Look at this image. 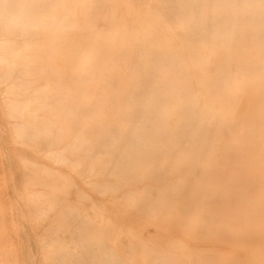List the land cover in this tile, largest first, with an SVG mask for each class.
Masks as SVG:
<instances>
[{"label":"rangeland","instance_id":"1","mask_svg":"<svg viewBox=\"0 0 264 264\" xmlns=\"http://www.w3.org/2000/svg\"><path fill=\"white\" fill-rule=\"evenodd\" d=\"M70 1L73 3V5H74V2L76 3L79 1H81V2L84 1V3H81V2L77 3V7L74 6V8H73L74 12L78 11V9H79L78 14L80 12L82 14L86 13V12L89 13V11H90V13H91V11H92V13H96V12L100 13L99 11L101 9H103L105 11V13L107 10L106 14H109L111 16L116 17V19L119 23L121 21V23L119 24V27H118L119 31H120V58L122 57L120 59V61H121L120 62V80H121L120 93L121 94H119L120 97L118 96V99H119L118 101H120L119 102L120 105L118 104V107H116V108H118V110H116V109L114 110V108L112 109V108L103 107V105H101V103L99 101V99H101V96L99 95L100 97L94 98L95 100H97V101L93 102L94 106H90L86 102L88 97L85 96L84 91L78 92V93H80L79 97L81 95V97L79 99V98H77L78 94L77 93L74 94L73 90H72V93L70 92L71 96H74L75 99H79L81 102L79 100H78L79 102H77V100H74V99H72V101L70 102L68 100L69 99L68 98V99H66L67 100V103H66L65 102L66 101L65 96L63 95L62 97H63L65 103L61 104L62 105L61 107L62 108L66 107V108H64V112L68 111V114L70 116L71 115L76 116L73 114H77V112H79L78 113L79 117L77 115L76 117H73V119H71V117L68 114H66V112L64 114H62L63 112L62 113L60 112V115L67 117L65 119H68V117H70V119L72 120V121L71 120L69 121V119H68V121L70 123H66L67 120L64 122L63 120H65V119L61 118V116H59V115H56V114H58V112L60 110H62L61 108H60V110L58 108L59 111H56L57 110L56 108L58 107V105H57V107L55 106V109H56L55 112H57V113L54 115L55 112L52 110L53 105L55 103V100L58 97H60V96H57L56 93H58V95H61V94H59L60 91L63 92V90L68 89L67 91L64 92L66 95V93H69L70 89L74 88V86H73L75 84L74 79H73L72 75L68 74V73H72L70 66L78 67L80 65H77V66H76V64L70 65V63H68V67H67L66 63H52V64L49 63L48 65H47V63H43V65L45 66V69H47L48 72H46L47 70L44 71V66H43V68L41 67L42 64H39V63L35 64L34 63V65H33L34 69L39 68L37 71H38V73L41 72L40 75L36 74L37 77H34V76H32V73L30 74V72H29V74H27L25 77H28V75H30L33 78H35L36 80L33 79L32 77L30 79V76L27 79H21L20 80V83L22 80L23 81L25 80V83L28 81L29 83L27 82V84H30L31 89H35V86L37 88L41 89L44 85L49 84L48 86H50V88L54 87L53 89L54 90L56 89L55 90L56 92L54 91V93H52L53 90L50 91L51 92L50 96H52L53 94H55L57 96V97H55V95L52 96L53 98H56L53 102V105H51L52 106L51 110L54 112V113L52 112L53 114L51 113V110H49L51 114L42 113V112L38 113V110H37V112L36 111L31 112L30 111V113L26 112L24 114L25 120L23 121V124L21 125V126H23L22 127L23 131L21 130V128H20L21 131L16 129L19 126L16 127L17 124H15L13 119L10 120L9 117H7L5 107H4L5 103H2V101L4 99H3V97L0 96V134H1L0 136H2V137H0V141L2 142V143L0 142V147H1L0 153L3 154V155H0L1 156L0 157V163H2L3 160L6 159L2 163V164H4V166H1V164H0V201H1L0 202V264H23V263L27 264V262H28V264H31V263L32 264H74V263L75 264H81V263L82 264H126V263L127 264H151L153 262H154L153 264H156V263L157 264H179V263L180 264H195V263H197V264H220L221 261H222L221 264H223V263L225 264L226 260H229V262L231 261V264H235V262H237L236 264H238L239 261H240L239 264H242V263L243 264H261V263L264 264L263 263L264 262V259H263L264 254L262 256V253H261V251L264 250V238H263L264 236H259L258 238L262 237L263 239L261 240V238H260L259 241L258 240L255 241L257 243H253L255 240L254 238L257 235H264L261 232L262 230H264L263 229L264 228V226H263L264 222L262 223V221H264V219H263L264 217L261 218L262 216H264V150H262V148L264 149V140H263L264 139L263 138L264 137V120H263V118H264V95H263L264 90L262 89V88H264V78H263L264 77L263 76L264 75V73H263L264 72V63H263L264 62V0H262V3H261V0H250L251 2L249 0H237V1L236 0H196V1L195 0H166V1L165 0H119V2H118V0H116V1L115 0H103L102 3H104V1L105 2L107 1V4H109L108 2L111 1V3L108 6H105V3H104L103 7H100L101 5H100V2H98V0H97V2H98L97 5H96V2H94L95 0H91L92 2H94V4L92 3L93 5L91 4L90 1L88 2L89 4H86L87 3L86 1H88V0H83V1L82 0H79V1L78 0L77 1L76 0L75 1L70 0ZM113 1H114V3H113ZM197 1H198V4H197ZM33 2H34V4H33ZM45 2H48V3H45ZM122 2H124V3H122ZM189 2H190V4H189ZM199 2H201L200 3V4H202L201 6H200ZM240 2H241V4H240ZM30 3L29 2L27 3V0H17L14 4V7L17 8L18 6H20V4L30 6L28 12H31L34 10L33 12L41 13L42 16H45V15H43V13H45L46 14L45 18H46V17H48L47 15L52 12L51 10H54L52 7L54 6V4L56 2H55V0H51V2L49 0L48 1L47 0H35V1L31 0ZM118 3H119V5H118ZM90 4H91V6L89 8H93L92 10L87 8L88 5H90ZM237 4H238V6H237ZM38 5H41V7ZM80 5L82 7V10H84L85 12L82 10L80 11ZM94 5L95 6L100 5V6H98L99 9L97 7H95L96 8L95 9ZM46 6H49V7H46ZM39 7L42 9L45 8V10H42ZM176 7H177V10H176ZM239 8H240V10H239ZM25 9L27 10V8H24V10ZM97 9H98V11H97ZM39 10H40V12H39ZM103 10L101 11V13H104ZM59 12H61V10ZM206 12H209V13H207L208 15L206 14ZM238 12H240V13L238 14ZM123 14H125V15H123ZM210 17H212V18H210ZM241 17H243V18H241ZM45 18L43 19V23L46 21ZM126 18H127V20H125ZM244 18L246 19V21L244 20ZM198 22H199V24H197ZM257 22L259 23V25H257L258 24ZM123 23H124V25H123ZM244 23L247 25L249 30L245 29L247 27H246V25H244ZM157 24L159 27H157V29H156ZM238 24H240V26ZM241 24H242V27H241ZM195 25H196V27H195ZM207 25H209L210 27L209 26L207 27ZM133 27H134V30H133ZM140 28H142L141 29L142 32L139 31ZM236 28L237 29L240 28V30L237 31ZM235 30L238 32L236 35H235V33H236ZM244 30H247V31L244 33L243 32ZM178 31H180V32H178ZM234 31H235V33H234ZM258 31H259V33H258ZM194 32L195 33L197 32L196 34L198 37L195 36ZM34 33H36V31ZM46 33H48V32H46ZM46 33L42 34V35L39 33L36 36H38L39 38L41 37V38L45 39L46 44L52 45L53 42H51L52 44H50V41H47ZM223 33L225 34L224 36L222 35ZM246 33H248L247 36H246ZM261 34H262V36H261L262 39H261V37L259 39V36ZM206 35H208L207 39L208 38L210 39V40L208 39L209 42L203 41L204 39H206ZM218 35H220V36H218ZM233 35L236 36V38ZM238 35H239V37H238ZM30 36H31V38L32 37L35 38V43H36L37 39L35 37V34L32 33ZM243 37H244V39H243ZM49 38L50 37H48V39ZM247 38H248V41L247 40L244 41ZM140 39L142 41H144V43ZM154 39L156 40V42ZM217 40H218V43H217ZM237 40H239V41H237ZM152 41H154L155 43ZM157 41L159 43H157ZM32 42L34 43L33 38H32ZM247 42H249V43H247ZM150 43H152V47H151ZM203 43H204V45H203ZM206 43H208V44H206ZM230 43H232V44L230 45ZM239 43L242 45H240ZM159 44H160V47H159ZM224 44H226V45H224ZM254 44H256V45H254ZM237 46H238V48H237ZM244 46L247 47L248 49L243 48ZM162 47H164V48H162ZM124 48H126V49H124ZM240 48H242L243 50ZM234 49H236V50H234ZM256 49H258V50H256ZM232 50H234L235 52ZM241 50L244 52H242V53L239 52ZM169 51H171V52H169ZM236 51H237V53H236ZM177 52H178V54H177ZM179 53L180 54L182 53V56ZM231 53L234 54V56L231 55ZM236 54H238V55L236 56ZM239 55H241V56H239ZM235 56H236V60L234 61ZM148 60H150L149 62L150 63L152 62V64L148 63ZM180 64L182 66H180ZM250 64H252V65H250ZM36 65L37 66L39 65L40 67H37ZM33 66H31V68H32V71L34 72ZM49 66H50V68H48ZM129 66H130V70H131V75L129 73L130 72ZM241 67H242V69H241ZM65 68L66 69L69 68L68 70H66L69 72L62 71V70H65ZM251 68L252 69L254 68V70L255 69L256 70L251 71L252 70ZM58 69H60V70L58 71ZM53 70H55L56 72H54ZM248 71H250V72H248ZM63 72H65L66 75H68V77L70 76V78H68L66 80L67 76ZM34 73H36V72H34ZM59 73L61 74V76L64 74L62 76V78H59V77H61ZM246 73H249V75ZM52 74H55V76L57 78L56 77L54 78L53 77L54 75H52ZM149 74H153L154 76H156V78L153 77V75H152V77L154 78L153 79L151 77V75H149ZM255 74H256V76H255ZM257 74H258V76H257ZM42 75H44V76H42ZM49 76H51V77H49ZM45 77H47V78H45ZM256 77L259 78V81L256 80ZM144 78L146 79V81ZM211 78H213V79L211 80ZM49 79H51V80H49ZM55 79L56 80L58 79L57 83H59V84L61 83L60 88L62 87L61 85L66 84L67 81L69 82V83L67 82V84H70L71 80L72 79L73 80L71 82V85L63 86V89L61 88L62 90H60L58 92L57 91L59 89L58 84H57V86L54 83L52 85V82L56 81ZM59 79L60 80L64 79V81L66 80V82L62 84V82H64V81H60ZM69 79H70V81H69ZM158 79L160 81L156 82V81H158ZM153 80H154V86H152ZM188 80H189V82H188ZM219 80H220V82H219ZM184 81L187 83V86L189 85L188 88L185 85L186 83L184 84ZM193 81L196 84H194ZM215 82H218V83H216V85L218 87L220 86L219 91H218V87L215 86ZM221 82L223 83L222 84L223 86L220 85ZM25 83H21V84L26 85ZM72 83H73V85H72ZM122 83H123V85H122ZM200 83H201V85H200ZM212 83L214 84V86L212 85ZM191 84L193 85V87H191L192 86ZM155 85L157 87H155ZM182 85H183L184 89H183ZM70 86H72V87H70ZM151 86H152V88H151ZM237 86H239V87L237 88ZM65 87H66V89H65ZM149 87H150V89H148ZM200 87H202V88L199 89ZM213 87H214V89H213ZM215 87H217V88L215 89ZM227 87H229V89ZM231 87H233V88H231ZM145 88H146V90H145ZM156 88H158V91H156ZM185 88L187 90H189L190 92L189 91L186 92ZM189 88L190 89L192 88V89L190 90ZM249 88L253 89V91L250 90ZM153 89H154V91H153ZM200 90H201V92L203 90V92L201 93ZM260 90H262V91H260ZM43 91H45V90H43V88H42V90L38 92L37 97H36L38 99L37 100L38 104L41 106L43 104L42 103L43 100H44V103L46 104L45 98L43 100H41L43 98V97H41V95L43 94ZM211 91H212V94L210 95L209 93H211ZM160 92L162 93V95H161L162 98H159V97H161ZM215 92L217 93V95H215ZM149 93H150V95L152 94V96H149ZM156 93L157 94L159 93V95H157ZM187 93H189V95ZM190 93L191 94L195 93L196 95L192 94L193 95L192 96ZM154 94L156 95L157 98H155ZM207 94H209L210 96ZM212 95H214V97L216 96V98L212 97ZM185 96L186 97L189 96L188 97L189 101L186 100ZM191 96L194 97V99H196V100H194L195 102L192 100L193 98H191ZM196 96H198V97H196ZM52 97H50L51 101H53ZM68 97H70V96H68ZM152 97H154V99H151ZM60 98H58V100H56V101L57 102L61 101ZM70 98H72V97H70ZM203 98H205V99H203ZM47 99H49V98L47 97ZM156 99H158V100H156ZM159 99H161V100H159ZM147 100H148V102H147ZM179 100H181V101H179ZM197 100H198V102H197ZM228 100H230V101H228ZM68 101H69V103H68ZM250 101H251L252 106H250ZM37 102L33 103V105L31 107H35L34 104H37ZM72 102H75L76 104L74 103V104L69 105ZM130 102L132 103V105ZM184 102L187 103V105ZM188 102H189V105H188ZM199 102H200V104H199ZM50 103H52V102H50ZM50 103H48L49 106H50ZM142 103L146 104V107L145 106L144 107H145V110H147L146 111L147 113L144 112L145 110L143 111L144 113L142 112L143 114L141 113V110L144 109L141 107V106H143ZM148 103H151V104L149 105ZM197 103H198V106H197ZM45 104H43L44 107L43 106L42 107L47 110V108L45 107L46 106ZM74 105L75 106L77 105L75 107V109H78V111H75V109H73ZM164 105H165V107H163ZM170 105H172V108L173 109L175 108V110H172L170 108ZM49 106L47 105L48 108H49ZM119 106H121V107H119ZM132 106H134V107H132ZM199 106L200 107L202 106L201 110L199 109L200 108ZM38 107L39 106H37V108L36 107L35 108L38 109ZM42 107H40L41 110H43V112H46ZM35 108H33V109L35 110ZM67 108L73 109L74 112L71 109L69 110ZM98 108H100V109H98ZM151 108H152V111H151ZM155 108H157V111ZM194 108L197 109V113H196ZM205 108L207 109L208 112L206 111ZM65 109H67V110H65ZM109 109H111V110H109ZM198 109H199V111H198ZM246 109L248 110V112ZM255 109H256V111H255ZM103 110H106V111H103ZM190 110H194V111H190ZM69 111H71L72 113ZM120 111H122V112H120ZM150 111H151V113H150ZM187 111L188 112L190 111L191 114L188 115ZM115 113H118V115L117 114L115 115ZM243 113L245 116L243 115ZM26 114L29 116H27ZM47 114H48V117L51 116L50 117L51 120H47V119H49L47 117ZM123 114H125L124 119L125 120L127 119L130 123L127 120L125 121L124 119H122ZM182 114L185 116L182 117V119L181 118L178 119L177 117L182 116ZM196 114H197V118L195 117ZM155 115H157V116H155ZM162 115H163V117H162ZM40 116H42V118H43V116H45L42 120H45L46 124L44 123V121L40 120V118H41ZM81 116L86 121H84ZM154 116H155V118H154ZM158 116H159V118H158ZM255 116L258 118L261 117V119L259 118L260 120L259 119L256 120ZM191 117H194L195 119L194 120L190 119ZM58 118H60V119H58ZM147 118H149V119H147ZM175 119H176V121H175ZM183 119L186 121H184ZM214 119H216V120H214ZM143 120L145 121L144 125H143L144 127L141 126L143 124L142 123ZM203 120H204V124L202 123ZM208 120L209 121L211 120V121L209 122ZM212 120L214 122H216V124L212 123ZM47 121H50V122L56 121L57 122V123L56 122L50 123L53 126L52 128H54V131L53 130L51 131V125L48 124ZM132 121L135 123L137 121L138 122L140 121V122L137 123L138 124V126H137V125H134ZM159 121H160V123H159ZM35 122H37V123H35ZM39 122H40V125H42L43 127L47 126V128L49 129V133H48V129L45 128V130L43 129L45 134H42L43 133V131L41 132L42 127L40 126L41 127L40 128L38 126ZM41 122H43V124ZM170 122H172L170 124V125H172V127L169 125ZM192 122H195V124L194 123L191 124ZM32 123H34V124H32ZM179 123L180 124L184 123V124H182L183 126L182 125L180 126ZM188 123L191 124L190 125L191 127H195L194 131H192L193 130L192 129L191 132H189V129L191 127L188 129V126H189ZM36 124H38V125H36ZM63 124H64V126H63ZM99 124H101V125H99ZM161 124H162V126H161L162 128L160 127ZM255 124L257 125V127ZM35 125L38 128H36ZM67 125L70 128H68ZM82 125H84V127H82ZM103 125L106 126L107 129ZM112 125H113V127H112ZM177 125H179V126H177ZM211 125L213 126V128ZM12 126L13 127L15 126V127L12 128ZM58 126H59L60 130H59ZM94 126H96V127H94ZM109 126L111 127L112 130H118L121 128L120 129L121 131L120 132H118L119 130L115 131L114 132L115 134H114L113 131L110 130ZM220 126H222V127H220ZM86 127H87V129H86ZM89 127H92V128L90 129ZM99 127L104 129V130H102V129L100 130ZM116 127L118 129H116ZM176 127H178V128L181 127V129L180 128L176 129ZM35 128L37 129V131H35L36 133H39V129H40L41 135L40 134L36 135V133H33V130H35ZM97 128H98V130H97ZM126 128H127V130H126ZM142 128H144V129H142ZM182 128L184 130L186 129L188 132H186V134L184 132H180L181 130L184 131ZM209 128H211V129H209ZM224 128H225V130H223ZM257 128H258V130H257ZM15 129H16V131L18 130V132H22V133H19L21 136V139L19 138V135L17 134L18 132H15ZM62 129H63V131H62ZM175 129L178 131V134L175 131ZM200 129H202V131H200ZM243 129H244V131H243ZM253 129H254V131H253ZM12 130H14V131H12ZM245 130H246V133L247 132H249V133L245 134ZM255 130H257V132H256L257 134L254 133V135H253L252 132H255ZM30 131H32V133ZM50 131H51V133L53 132L52 134L55 136H51L52 134L50 133ZM75 131L76 132L79 131L81 136L85 134L83 136L84 138L81 137L85 140L79 139L80 138V137H78L79 133L76 134ZM95 131L97 132V134ZM100 131H101V133H100V135H98ZM207 131H208V133H207ZM213 131L216 134L211 133ZM88 132L90 133L89 135H88ZM116 132L118 134H121L122 136L121 135L118 136V134ZM131 132H133V133L131 134ZM196 132H198V133H196ZM221 132H224V133H221ZM111 133H112V136L110 137V135H108V134H111ZM200 133H201V136L198 137L197 135L198 134L200 135ZM203 133L205 136L206 135L207 136L209 135L210 137L212 136V138H210L209 136H208L209 139L207 138L210 141L209 145H208L207 140L205 139L207 136L205 137L203 135ZM14 134H16V136L18 135V137L14 136ZM31 134H35V135H31ZM91 134L94 136H91ZM133 134H135V135L137 134L138 137L133 136ZM174 134L175 135L177 134V135L175 136ZM212 134H214V135H212ZM249 134H251V135H249ZM26 135H28V136L26 137ZM39 135L42 136V138L44 137V139H46L50 135V137L47 138L46 140H44V139L42 140L40 137L41 142L39 141V143H41V144H43L42 143V141H43L45 143V146H48V147H44L43 145L41 146L40 144H39V146H40L39 147L37 144L38 142H36V143L34 142L35 145H37V146H35L32 143V141L31 142L28 141L30 136L32 138H35L33 140L36 141V139L39 138ZM57 135H59V137H57ZM72 135H74L75 137ZM106 135H108V138L110 140L107 139V137H105ZM145 135H147V136H145ZM247 135L250 136L249 137L250 139H251V136L253 135L252 139L250 140L248 138V140H247V137H248ZM256 135L258 137L263 136L262 137L263 139L262 138H261L262 140L260 138L258 139L256 137ZM98 136H101L100 138L103 137L104 141L108 140L109 143L110 142L112 143V141L117 139V138L115 139V137H118L117 141H114L115 143L113 142L112 145L109 144L110 147H113V145H115L116 147L114 146V148H112V149L115 150V148H118V151H116V150L112 151V149H108V148H110L107 145L108 142L106 144L102 143L107 148H105V146L103 148V147H101V145H100L101 148H99L100 142L98 143V141L102 140V139H100ZM123 136H125V137H123ZM131 136H132V138H131ZM150 136L152 138H150ZM202 136L204 137L203 139H202ZM213 136H216L217 140ZM223 136L225 137V139H223L225 141V143H226V139H228V138L230 139V141H229L230 144H228V142L226 143V145H225V143H223L222 146L219 144V143L224 142L222 140ZM245 136H246V138H244ZM55 137L58 139H56ZM91 137H92V139H94V138L95 139L93 141H90V140H92ZM180 137L181 138L184 137L183 138L184 143L181 145L176 143L179 140L180 141L178 143H182L181 142L182 139ZM219 137L221 138L222 141L220 140ZM226 137H228V138H226ZM72 138H74V139H72ZM76 138L80 142L76 141L77 140ZM89 138H90V140H89ZM96 138L98 139V141H95V140H97ZM111 138H112V140H111ZM185 138H187L188 140ZM213 138H215L217 143L214 142L215 140ZM256 138L258 141H256ZM123 139L128 141V143H126L127 145L125 144V142H124L125 140L123 141ZM173 139H175L176 142ZM49 140H50V142H49ZM61 140H63V141L61 142ZM81 140L84 142H82ZM120 140H122L125 144L124 152L122 149L124 144L122 142H120ZM164 140H166V141H164ZM259 140H261L262 142H260ZM186 141H188V142H186ZM250 141H253L254 144L251 143ZM70 142H72V143H70ZM75 142L78 144L76 145ZM96 142H97V144H94V146H93L92 143H96ZM137 142H139L140 146L139 145L136 146L138 144ZM212 142H214V143H212ZM23 143H25V145ZM50 143H52L53 145H51ZM73 143H75V144L73 145ZM80 143H81V149L86 148V147L82 148V147H84V145H87L88 148H91L90 146H92V148H94V149L98 147L97 148L98 154H94L92 148L86 149V151H88L89 153L92 152L91 155L94 157V159L91 155H90V157H91L90 159H85V158H89V153H88V155H84L82 153L83 150H81L80 147H78ZM1 144H2V146H1ZM26 144H33L35 146V148H33V145L31 148L29 145L26 146ZM66 144H69V145H66ZM82 144H83V146H82ZM134 144H136L135 145L136 147L133 146ZM166 144H169V145H166ZM170 144H173V146ZM215 144H216V146L219 145L222 148L225 145L224 148L228 152H225L224 150L221 152V149L218 148L219 146L215 147L214 146ZM236 144H237V147H236ZM3 145H5V146H3ZM49 145H51L50 148H49ZM178 145H180L181 147ZM185 145H187V146H185ZM227 145L233 146L234 149L232 150V147L227 146ZM52 146H53V148H52ZM66 146H67V148H66ZM167 146H169V147H167ZM196 146H197V148H196ZM203 146H205V148L208 147V150H205ZM239 146H240L239 149L242 148V150L238 149ZM68 147L70 148L69 149L70 153L68 152L69 151ZM128 147H129V149H128ZM175 147L177 150L175 149ZM41 148H43V151L41 150ZM75 148H76V151L74 150ZM119 148L122 149V151L120 149L121 156H119L120 155ZM182 148H184V149H182ZM248 148H250V149H248ZM251 148L252 149L254 148V149L251 150ZM257 148H258V151H257ZM45 149L47 152L44 151ZM139 149H140V152H139ZM163 149H164V151H163ZM168 149H171V150H168ZM22 150H24V152H22ZM39 150H41L42 153H41V151L38 152ZM66 150H68V151H66ZM213 150L216 153L214 152L215 155H213L214 153L212 152L213 153L212 154L213 156H212L211 151H213ZM34 151H35V153H34ZM110 151L114 152L117 156ZM126 151H128V152H126ZM187 151H189V152H187ZM202 151H205L206 153H204V152L201 153ZM232 151L235 153H233ZM248 151H249V154L253 151L252 152L253 156H252V154H250V155L247 154ZM36 152L39 154H37ZM51 152L53 153V155H51V157H49L50 154H48V153H51ZM75 152H76V154H75ZM79 152H81V153H79ZM99 152H101V153L104 152V153L100 154ZM106 152L107 153L110 152L109 155H111V156H109ZM217 152L218 153L221 152L220 154L222 155V157H223V155H226V153H229V154L232 153L235 155H233V156H232V154L227 155V156H229V158L232 157V159L229 160L230 161L229 162L227 159L228 157H226V159H227L226 161H225V156H224V158H222L224 160H222L220 158L221 155L218 154ZM223 152L225 154H223ZM261 152H263V153H261ZM30 153H32V154H30ZM60 153H61V155H59ZM95 153H97V151ZM21 154H23V155H21ZM63 154L66 156V158H64L66 160L63 159ZM72 154H73V157H72ZM81 154H83V155H81ZM55 155H57V157H58V155L60 156V157H58V160H59V161H57L58 163L56 162L57 159L55 160ZM98 155L100 158L98 157ZM203 155H204V157H203ZM217 155H220V157H218ZM205 156L207 158H205ZM215 156H217L218 158ZM243 156L245 157V159ZM2 157H4V159ZM53 157H54V159H53ZM70 157H72V158H70ZM76 157H78V158H76ZM97 157H98V159H97ZM107 157H109V158H107ZM235 157L239 158V160L237 158L235 159ZM250 157H251V159H250ZM260 157H263V158L261 159ZM67 158L71 159V161L67 160ZM163 158L164 159L168 158V159L163 160ZM201 158H202V160H201ZM45 159H47V160H45ZM50 159H52V160H50ZM197 159L198 160L200 159L199 160L200 162ZM217 159H219L222 162L224 161L223 162L224 165L222 163H219V162L218 163L220 165L217 164L216 162L219 161ZM233 159H234V161L238 160L240 165L237 164L238 161H236L237 162V163L235 162L237 164V167H236V164H234L233 163L234 161H232ZM77 160H79V162ZM158 160H160V163H158L159 162ZM249 160H252L250 162V163H252V165L250 164V167L248 166L249 163H247V162H249ZM258 160H260V161H258ZM63 161H64V163H63ZM73 161H75V162H73ZM100 161H101V163H100ZM119 161L122 164H119L118 163ZM231 161H232L233 165L229 166V163H231ZM243 161L245 162V164H247L246 165L247 167L243 164L244 163ZM70 162H72L73 164ZM153 162L156 165H153L154 164ZM76 163L80 166V169H77L78 165H76ZM79 163L80 164L82 163V164L80 165ZM83 163L85 165H83ZM113 163L114 164L116 163V165H114ZM241 163H242V165H241ZM70 164L73 165L74 170H73V167L70 166ZM74 165H76V166H74ZM118 165H119V167H117ZM215 165H217V166H215ZM238 165L244 166L243 167L244 169L243 168L240 169ZM32 166H34V167H32ZM84 166L87 168L84 169L83 168ZM110 166H113V168ZM157 166H158V169H157ZM225 166H227V167H225ZM231 166H233V168ZM91 167H92V169H91ZM103 167H104V169H103ZM182 167H183V170H185V169L186 170L185 171L181 170ZM217 167L219 169H217ZM223 167H225V169ZM228 167H230V168H228ZM235 168L238 169V171H239V169L244 170V171L246 169H248V170L251 169V170H249L250 172L248 173V175H247V171H245V172L242 171V172H244V174H242V177H243V175H245V173H246V175L244 176V178H241V174L239 175V172L234 170ZM6 169H8V170H6ZM101 169H102V172H104V173L101 172ZM161 169H164V170L162 171ZM222 169H224L225 172ZM230 169H233V170H231V173H230ZM40 170L42 172L44 170H46V171H44V172H46V174L45 173H43V174L48 175V176L42 175V172ZM76 170H78V171H76ZM47 171H48V173H47ZM111 171H112V173H111ZM50 172L51 173L54 172V173L51 174ZM98 172H100V173H98ZM5 173L7 175H9V177L7 176V178H6ZM39 173H41V174H39ZM240 173H241V171H240ZM3 174H4V176H3ZM37 174H38V176H37ZM158 174H159V176H161V175L162 176L158 177ZM215 174H216V176H215ZM249 174L252 175L251 176L252 179L251 178L248 179V177H247V179H248L247 181L250 180L249 182H251V183H249V184L251 185V187L253 185L252 190L256 194V195L253 194L252 195L253 197H251V194H250V196L248 195L249 197H251V199H249L248 197L246 198V195H247L246 191L248 193H251L248 191L250 189V185L248 183H247L248 185L246 184L247 181H244L245 184H242L243 182L240 183L243 185V187L245 186L244 189H243V187L240 188L239 183L237 184V182H240L239 181L240 179H237V178H239V176L241 179H246L245 177L249 176ZM11 175H13V176H11ZM94 175H96V176H94ZM97 175H98V177H97ZM102 175H103V177H102ZM1 176H3L4 178H2ZM62 176H64V178H66V182ZM105 176H107L108 179ZM155 176H157V177H155ZM224 176H225V178H224ZM254 176H257V177L255 178ZM39 177H41V178H39ZM57 177H58V180H57ZM117 177H118V179H117ZM137 177H139L140 179ZM24 178H26V179H24ZM55 178L58 182L55 180ZM253 178H255V179H253ZM41 179H42V181H40ZM45 179H47V180H45ZM50 179L53 182L48 181ZM172 179H174V180H172ZM256 179H257V182H255ZM9 180H10V182H9ZM35 180H37L39 183H36L35 186L33 185V187L35 188V189H33L32 187H30V185H31V183L34 184ZM85 180H87V181H85ZM159 180L161 181V183L159 182ZM175 180H177V182ZM43 181L44 182L46 181V183H44ZM62 181H64V182H62ZM220 181H221L222 186L220 184ZM241 181H243V180H241ZM158 182H159V184H158ZM6 183H7V186H6ZM43 183L45 184V186L43 185V187H42ZM176 183L178 184L177 187H176ZM255 183H257V184H255ZM4 184H5V186H3ZM28 184H30V185H28ZM40 184H41L40 188L44 189L43 191H42V189H40L38 187V186H40ZM226 184L230 185V186L228 187ZM92 185H93V187H92ZM7 187H9V188H7ZM98 187H99V189H98ZM222 187L225 189L221 190ZM254 187H255V189L257 188L256 189L257 191H255ZM29 188H31V189L29 190ZM211 188H213V189H211ZM2 189H3V191H2ZM9 189H11V190L8 191ZM176 189H179V190H176ZM238 189H240L241 191ZM45 190H48L49 192L45 191ZM70 190H71V192H70ZM11 191H13V194L16 196H14ZM39 191L42 192L41 193V194H43L42 196L38 195ZM81 191H82V193H81ZM110 191H111V193H110ZM184 191L187 193H185ZM23 192H25V193H23ZM45 192H48V195ZM178 192H179V194H178ZM207 192H208V195H207ZM230 192L234 193V194L233 195L227 194L225 197L224 194L230 193ZM236 192H238V193H236ZM242 192L244 193V195H242L243 194ZM146 194H148V195H146ZM156 194H158L159 196ZM238 194L242 195V197L240 199L238 198L239 197ZM36 195L38 196V198ZM54 195H56V196H54ZM70 195H72V196H70ZM200 195H201V197H200ZM237 195H238V197H236ZM7 196L9 198V200H8ZM40 196H41V198H40ZM57 196H59V197H57ZM155 196H157L159 199ZM219 196H220V198H221V196H222V198L224 196V198H226V199H224V198L220 199ZM227 196H228L229 200L231 199V198H229V196L230 197L232 196V198L235 196L237 198L236 200H234V203L232 204L233 206L236 205L235 208L232 206L234 210L237 209L236 211H233L232 207H231V203H232L234 198L231 199V201L226 202L228 200ZM10 197L14 198L15 202H14V199H11ZM154 197L156 199H154ZM35 199L38 201H35ZM150 199H152L151 200L152 203H151ZM206 199H207V201H206ZM208 199H209V201H208ZM210 199L213 201H211ZM241 199H242V202L240 201ZM50 200H52V201H50ZM81 200H84V201H82L83 203L81 202ZM87 200H89V201H87ZM201 200H202V202H201ZM237 200H238V203H240V202L241 203L237 204ZM224 201H225V203H224ZM215 202H217L218 204H216ZM57 203H59V204H57ZM189 203H190V205H189ZM10 205H11V207H10ZM14 205H16V206H14ZM35 205H37L36 206L37 208L35 207ZM61 205H62V207H61ZM165 205H167V206H165ZM200 205H202V206H200ZM229 205H230V207H228ZM237 206H239L238 208L240 209V211H239L240 213L237 212L238 211ZM74 207H75V209H74ZM201 207H202V209H201ZM258 207H260L259 212H257ZM18 208H21L22 211L20 212V209H18ZM31 208H32V210H31ZM56 208H57V210H55ZM91 208H93V209H91ZM221 208H223V209H221ZM228 208L231 209L232 214L229 212ZM13 209L17 210V212ZM53 209H54V213H53ZM224 209L228 210L229 215H234L233 212H235L234 216L238 215L236 218H238L237 220H239V221L233 220V222L235 221L237 223V222L242 221V224H243L244 223L243 221L245 220L244 217H246V216H248L247 217L248 219L251 217L249 219V222L255 221L256 220L255 217H258V219H257L258 222L255 221L254 224L251 225L247 221V218H246V220H245L246 223H244V224H247V223L250 224V225L247 224L248 225L247 230H246V225L241 226V223H237L240 225L239 226L236 224L237 226H239V227H237V230H238V228H244L249 233V235H248L247 232L244 231V229H240V230H242V232L240 233L241 234V236H240V234L238 233L239 230L233 231V228H235L236 226L233 225V228H231L233 222H231L230 219L231 218L235 219V217L234 216L229 217V215L226 214L228 212ZM10 210H12V212ZM253 210L256 214H253L254 213ZM13 211L15 212V216H13L14 215ZM223 211L225 212L224 214L226 217L223 216L224 215V214H222ZM247 211H248V213H251V215L247 214ZM260 211H263L262 215H259ZM18 212H19L18 215H21L23 212L22 215L25 217L24 218L23 216H21L25 219V220L23 219L24 220V221H22L23 223L21 222L22 218L17 215ZM34 212H36V213H34ZM69 212H71V213L69 214ZM29 214H31V215H29ZM37 214H39V215H37ZM91 214H93L92 215L93 218L91 217ZM16 215L18 217H16ZM252 215L254 216L255 220H252V217H253ZM55 216H56V219H55ZM37 218L39 220H37ZM66 218H67V220H66ZM205 218H207V219H205ZM225 218L230 220V221H228V220L226 221ZM11 219L14 222L16 220H18V221H16L15 223L14 222L11 223ZM46 219H48V220H46ZM260 219L262 221H260ZM206 221H207V223H206ZM18 222L20 223L18 225V227L20 229L19 228L17 229ZM40 222H41V225H40ZM24 223H26V224H24ZM77 223H78V225H77ZM255 224H257L260 228H262V230L260 228L258 229L259 232L262 234H260L259 232H258V234H256L255 230L258 228V226L256 227ZM12 225H13V227H12ZM15 225H16V227H15ZM250 226H252L251 227L252 229H255V228L256 229L253 230V232H251V228H249ZM199 227H201V228H199ZM205 227H207L206 230H204ZM219 227H221V229L223 228V230H221ZM26 228H28V229L30 228L29 231H28V229L26 230ZM54 228H55V230H54ZM64 228H65V230H64ZM69 228H71V229H69ZM217 228H219V229H217ZM248 228H249V230H248ZM67 229L71 230V232L67 231ZM201 229L204 231H202ZM207 229H208V231H207ZM15 230L18 232H15ZM213 230H214V232H213ZM195 231H198V232H195ZM67 233H70V234H67ZM206 233H207V235H206ZM251 233L256 234V235L252 238L250 236ZM28 234H30V236ZM66 234H67V236H66ZM196 234H198V236H196ZM201 234H203V235H201ZM213 234H214V236H212ZM227 234L230 237H228ZM242 234H245V235H243V237L245 236V238H247L249 236L247 238L249 241H250V237H251L253 239V241H251V242L253 244H255V246H252L253 244H251L250 249H251V247H252V249L247 250V252H246L244 247H246V249H248V246L251 242H249V244H247L248 241H246V239H244L245 243L247 244V246H246V244L243 242L244 240L240 241V239L243 238ZM246 234L248 235L247 237H246ZM78 235H80V236H78ZM225 236H226V238H225ZM238 237H241V238H238ZM65 238L67 241L65 240V241L61 242V240L65 239ZM227 238L229 241L227 240ZM17 239H18V241H17ZM22 239H23V241L20 242L19 240H22ZM45 239H47L46 242L45 241L43 242V240H45ZM115 239H117V240H115ZM224 239H225V244L223 243ZM32 240L34 241V243ZM120 240H122V241H120ZM220 240H221V243H220ZM39 241H41V242H39ZM23 242H24V244H23ZM75 242H76V244H75ZM122 242L124 245L122 244ZM39 243H40V245L42 244V246H40ZM159 243H160V245H159ZM44 244H45V246H44ZM60 244L62 245L61 247H60ZM222 244L225 246H223ZM20 245H22V247ZM63 245H65L66 252L68 251L67 253L65 252V249L63 250V248H65V247H63ZM229 245H230V247H228ZM236 245H237V247H235ZM257 247H259V248H257ZM52 248L55 252L52 250ZM19 249L24 254L20 253ZM47 249H49V251ZM180 251H182V252H180ZM49 252L51 254L50 255L51 257L48 256ZM57 252H59V253H57ZM253 252L255 254H252ZM56 254H59V255H56ZM61 254H63V257L61 256ZM82 254H85V255H82ZM203 254H205V255H203ZM251 254L255 255V257L254 258H253V256L250 257L249 255H251ZM23 255H27L28 257L27 256L23 257ZM53 255H55L56 261H58L59 263L56 262L55 260L54 261L56 263L53 261V259H55ZM215 255H216V257H214ZM244 255H245V257H244ZM36 256L38 259L35 258ZM201 256H204L203 258H206L207 256L208 257L206 258V260H202L203 258H201ZM229 256H231V258ZM198 257L200 258L202 263L199 261V259H197ZM209 257H211L210 258L211 260L209 259ZM47 258H50V259H47ZM254 259H256V260H254ZM36 260L38 262H36ZM197 260H198V262H197ZM30 261H32V262H30ZM108 261H110V263ZM203 261H206L207 263H203Z\"/></svg>","mask_w":264,"mask_h":264},{"label":"bare ground","instance_id":"2","mask_svg":"<svg viewBox=\"0 0 264 264\" xmlns=\"http://www.w3.org/2000/svg\"><path fill=\"white\" fill-rule=\"evenodd\" d=\"M17 0H0V96L1 97H3V101H2V103H5L4 104V107H5V111H6V115H7V117H9V119L10 120H12L13 119V121L15 122V124H17V126L16 127H18V128H16V129H18L19 131H21L22 130V127L23 126H21L22 124H23V121L25 120V113L26 112H29L30 113V111L31 112H33V111H36L37 112V110H38V113L40 112H42V113H48V114H51L53 111L55 112V110L56 111H59L60 110V108L63 110H60L59 112H58V114H56L57 112H53L54 113V115L56 114V115H59V116H61V118H63V119H65V118H67V117H64V116H62V115H60V112L62 113V114H64L65 112H66V114H68V111H65L64 112V108H66V107H64V108H62L61 106V104H64L65 102L67 103V100L66 99H68L70 102L72 101V99H74V100H77V102H79L80 100V97H81V95H80V97H79V94L80 93H78V92H80V91H84V93H85V96L86 97H88V99H87V103H88V105H90V106H94V101H97V100H95L94 98H97V97H100L101 96V99H99V101H100V103H101V105H103V107H106V108H114V110L116 109V110H118V108H116V107H118V104L120 105V101H118L119 99H118V96H119V94H121L120 93V90H121V80H120V59L122 58H120V31H119V24L121 23V21H120V23L117 21V19H116V17H114V16H111V15H109V14H106L107 13V10H106V13H105V11L103 10V9H101L99 12L100 13H92V11H91V13H90V11H89V13L88 12H86V13H79L78 14V11H79V9H78V11H76V12H74V10H73V8H74V6L75 7H77V3H79V2H81V1H79V2H74V5H73V3L70 1V0H55V4H54V6L52 7L54 10H51L52 12L50 13V14H48L47 16L48 17H46L45 18V16H46V14L45 13H43V15H45V16H42V14L41 13H36V12H33V11H31V12H28V10H29V8H30V6H26V5H21L20 4V6H18L17 8H15L14 7V4H15V2H16ZM35 1V0H34ZM48 1V0H47ZM50 2H51V0H49ZM73 1H75V0H73ZM77 1V0H76ZM83 1V0H82ZM91 2V4L93 3L94 4V2H96V5H97V3L98 2H100V5H98V6H100V7H103V5H104V3H105V6H108L110 3H111V1L110 2H108L109 4H107V1L105 2L104 1V3H102V1L103 0H98V2H97V0H95L94 2H92L91 0H88V1H86L87 3L86 4H89L88 2ZM116 1V0H115ZM166 1V0H165ZM196 1V0H195ZM237 1V0H236ZM250 1V0H249ZM30 3L31 2V0L29 1V0H27V3ZM41 2V1H40ZM118 2H119V0H118ZM121 2V1H120ZM192 2V1H191ZM210 2V1H209ZM251 2V1H250ZM39 3V2H38ZM45 3H48V2H45ZM54 3V2H53ZM81 3H84V1L83 2H81ZM113 3H114V1H113ZM112 3V4H113ZM116 3V2H115ZM122 3H124V2H122ZM121 3V4H122ZM188 3V2H187ZM201 2H199V4H200ZM237 3V2H236ZM261 3H262V0H261ZM31 4V3H30ZM33 4H34V2H33ZM50 4V3H49ZM91 4L90 5H88V9H90V10H92L93 8H89L90 6H91ZM92 4V5H93ZM107 4V5H106ZM189 4H190V2H189ZM197 4H198V1H197ZM240 4H241V2H240ZM32 5V4H31ZM45 5V4H44ZM118 5H119V3H118ZM123 5V4H122ZM121 5V6H122ZM202 4H200V6H201ZM36 6V5H35ZM38 6H40L41 7V5H38ZM98 6H95L94 5V8L95 7H97L98 9H99V7ZM199 6V7H200ZM237 6H238V4H237ZM39 7V8H40ZM46 7H49V6H46ZM86 7V6H85ZM84 7V8H85ZM93 7V6H92ZM114 7V6H113ZM152 7V6H151ZM24 8H27V10L25 11L24 10ZM35 8V7H34ZM121 8V7H120ZM136 8V7H135ZM153 8V7H152ZM238 8V7H237ZM40 9H42V8H40ZM47 9V8H46ZM96 9V8H95ZM98 9H97V11H98ZM114 9V8H113ZM248 9V8H247ZM42 10H45V8L44 9H42ZM41 10V11H42ZM61 10V12H59ZM82 10V7H81V5H80V11ZM104 11V13H101V11ZM110 10V9H109ZM175 10V9H174ZM176 10H177V7H176ZM195 10V9H194ZM239 10H240V8H239ZM263 10V9H262ZM82 11H84V10H82ZM111 11V10H110ZM126 11V10H125ZM192 11V10H191ZM249 11V10H248ZM33 12V13H32ZM38 12V11H37ZM39 12H40V10H39ZM85 12V11H84ZM177 13V12H176ZM207 13H209V12H206V14ZM240 12H238V14H239ZM130 14V13H129ZM123 15H125V14H123ZM122 15V16H123ZM132 15V14H131ZM208 15V14H207ZM246 15V14H245ZM190 16V15H189ZM241 16V15H240ZM45 18V22L43 23V19ZM121 17V16H120ZM134 17V16H133ZM249 17V16H248ZM258 17V16H257ZM137 18V17H136ZM183 18V17H182ZM187 18V17H186ZM210 18H212V17H210ZM209 18V19H210ZM241 18H243V17H241ZM184 19V18H183ZM119 20V19H118ZM125 20H127V18L125 19ZM187 20V19H186ZM244 20L246 21V19L244 18ZM123 22V21H122ZM128 22V21H127ZM239 22V21H238ZM261 22V21H260ZM258 23V22H257ZM128 24V23H127ZM197 24H199V22L197 23ZM252 24V23H251ZM255 24V23H254ZM123 25H124V23H123ZM239 26H240V24H238ZM244 25H246L245 23H244ZM257 25H259V23L257 24ZM209 25H207V27H208ZM123 27V26H122ZM157 27H159L158 26V24H157V26H156V29H157ZM195 27H196V25H195ZM210 27V26H209ZM241 27H242V24H241ZM246 27H247V25H246ZM261 27V26H260ZM126 28V27H125ZM153 28V27H152ZM245 28V27H244ZM251 28V27H250ZM142 28H140V30L139 31H141L142 32V30H141ZM200 29V28H199ZM237 29V28H236ZM245 29H247V30H249V28L247 27V28H245ZM133 30H134V27H133ZM196 30V29H195ZM238 30H240V28L239 29H237V31ZM243 30V29H242ZM247 30H244L243 32L245 33ZM261 30V29H260ZM36 31V33H34ZM177 31V30H176ZM199 31V30H198ZM203 31V30H202ZM220 31V30H219ZM236 31V30H235ZM235 31H234V33H235ZM236 31V33H235V35L238 33ZM46 32H48V33H46ZM123 32V31H122ZM125 32V31H124ZM178 32H180V31H178ZM200 32V31H199ZM198 32V33H199ZM209 32V31H208ZM224 32V31H223ZM261 32V31H260ZM35 34V37H36V39H37V41H36V43H35V38L34 37H32L33 38V41H34V43L32 42V38H31V34ZM45 34L46 33V39H47V41H50V44H52L51 42H53V44L52 45H48V44H46L45 43V39H43V38H39L38 36H36V35H38V34ZM189 33V32H188ZM195 33V32H194ZM197 33V32H196ZM195 33V36H197V34ZM205 33V32H204ZM258 33H259V31H258ZM262 33V32H261ZM48 34V35H47ZM123 34V33H122ZM247 34L248 33H246V36H247ZM257 34V33H256ZM199 35V34H198ZM209 35V34H208ZM208 35H206V39H207V36ZM223 36L225 35L224 33L222 34ZM221 35V36H222ZM228 35V34H227ZM50 37L49 39H48V37ZM218 36H220V35H218ZM222 36V37H223ZM234 36V35H233ZM241 36V35H240ZM243 36V35H242ZM245 36V35H244ZM257 36V35H256ZM262 36V34L259 36V39H260V37ZM154 37V36H153ZM198 37V36H197ZM221 37V38H222ZM226 37V36H225ZM235 38H236V36H234ZM238 37H239V35H238ZM149 38V37H148ZM155 38V37H154ZM196 38V37H195ZM213 38V37H212ZM215 38V37H214ZM153 39V38H152ZM202 39V38H201ZM206 39H204L203 41L204 42H207L208 41V39L206 40ZM243 39H244V37H243ZM258 39V38H257ZM261 39H262V37H261ZM141 40V39H140ZM155 40V39H154ZM206 40V41H205ZM210 40V39H209ZM225 40V39H224ZM227 40V39H226ZM248 41V38L247 39H245L244 41ZM46 41V42H47ZM142 41V40H141ZM140 41V42H141ZM148 41V40H147ZM223 41V40H222ZM236 41V40H235ZM237 41H239V40H237ZM243 41V42H244ZM143 43H144V41H142ZM151 42V41H150ZM152 42H154V41H152ZM155 42H156V40H155ZM154 42V43H155ZM209 42V41H208ZM211 42V41H210ZM49 43V42H48ZM122 43V42H121ZM146 43V42H145ZM157 43H159L158 41H157ZM212 43V42H211ZM217 43H218V40H217ZM247 43H249V42H247ZM246 43V44H247ZM151 44V47H152V43H150ZM206 44H208V43H206ZM232 43H230V45H231ZM240 44V43H239ZM238 44V45H239ZM257 44V43H256ZM256 44H254V45H256ZM146 45V44H145ZM203 45H204V43H203ZM224 45H226V44H224ZM235 45V44H234ZM240 45H242V44H240ZM159 47H160V44H159ZM162 48H164V47H162ZM237 48H238V46H237ZM243 48H247V47H243ZM124 49H126V48H124ZM152 49V48H151ZM212 49V48H211ZM240 49H242V48H240ZM248 49V48H247ZM174 50V49H173ZM234 50H236V49H234ZM234 50H232V51H234ZM243 50V49H242ZM239 51V52H244V51ZM256 50H258V49H256ZM238 51V50H237ZM237 51H236V53H237ZM169 52H171V51H169ZM180 52V51H179ZM235 52V51H234ZM35 53V54H34ZM183 53V52H182ZM182 53L180 54L181 56H182ZM177 54H178V52H177ZM247 54V53H246ZM179 55V56H180ZM231 55H233L234 56V54H232L231 53ZM238 54H236V56H237ZM243 55V54H242ZM143 56V55H142ZM177 56V55H176ZM232 56V57H233ZM236 56H235V59H234V61L236 60ZM239 56H241V55H239ZM238 56V57H239ZM253 57V56H252ZM251 57V58H252ZM177 58V57H176ZM215 58V57H214ZM245 58V57H244ZM156 59V58H155ZM168 59V58H167ZM262 59V58H261ZM138 60V59H137ZM184 60V59H183ZM249 60V59H248ZM150 60H148V63H150L149 62ZM173 61V60H172ZM203 61V60H202ZM163 62V61H162ZM185 62V61H184ZM201 62V61H200ZM242 62V61H241ZM252 62V61H251ZM254 62V61H253ZM258 62V61H257ZM34 63L35 64H37V63H39V64H42V68H43V63H47V65L49 64V63H66L67 64V67H68V63H70V65H75L76 64V66L77 65H80V66H78V67H73V66H70V69H71V71H72V73H68V74H71L72 75V77H73V79H74V82H75V84L73 85V83H72V85L74 86V88H72V89H70V91H69V93H66V95H65V91H67V90H63V92L62 91H60V90H62L63 89V86H68V85H71V82H72V80H71V82H70V84H67V82H66V80L68 79V78H70V76L68 77V75H66V73L65 72H63V73H65V75L67 76V78H66V80L64 81V79L63 80H60V81H64V82H62V84L63 83H65L66 82V84H64V85H61L62 87V89L60 88V84L59 83H57L58 82V79L56 80V81H54V82H52V85H53V83L57 86V84H58V87H59V89L57 90L58 92L60 91V93L59 94H61V95H58V93H56L57 94V96H60V97H58V98H60V100L61 101H56V100H58V98L56 99V98H53L52 96L53 95H55V94H53L52 96H50L51 95V90H53L52 91V93H54V91L56 90H54L52 87L50 88V86H48L47 84L46 85H44L42 88H43V90H45V91H43V94L41 95V97H43L41 100H43L44 98L46 99V104L44 103V100H43V104H45L46 106V108H47V110L45 109V108H43L44 107V105L42 104V106L41 105H39L38 104V102H37V94H38V92L39 91H41L42 90V88L41 89H39V88H37L36 86H35V89H31L30 88V84H27V82L25 83V80L22 82L21 81V83H25L26 85H22L21 83H20V80L21 79H27V78H29V76L30 75H28V77H25L27 74H29V72H30V74L32 73V76H34V77H37L36 76V74H38V75H40V73L41 72H39L38 73V69L39 68H37V67H40L39 65L36 67L37 69H34ZM168 63V62H167ZM166 63V64H167ZM204 63V62H203ZM202 63V64H203ZM260 63V62H259ZM264 63V62H263ZM150 64H152V62L150 63ZM169 64V63H168ZM167 64V65H168ZM62 65V64H61ZM126 65V64H125ZM131 65V64H130ZM245 65V64H244ZM250 65H252V64H250ZM31 66H33V70H34V72H36V73H34L33 71H32V68H31ZM151 66V65H150ZM180 66H182L181 64H180ZM263 66V65H262ZM53 67V66H52ZM125 67V66H124ZM127 67V66H126ZM152 67V66H151ZM156 67V66H155ZM188 67V66H187ZM245 67V66H244ZM250 67V66H249ZM48 68H50V66L48 67ZM262 68V67H261ZM69 68H65V70H62V71H66V70H68ZM241 69H242V67H241ZM244 69V68H243ZM252 69V68H251ZM263 69V68H262ZM41 70V69H40ZM43 70V69H42ZM47 69H45V66H44V71H46ZM60 69H58V71H59ZM127 70V69H126ZM188 70V69H187ZM256 70V69H255ZM254 70V68L251 70V71H255ZM258 70V69H257ZM54 72H56L55 70H53ZM70 71V72H71ZM128 71V70H127ZM129 73H130V75H131V70H130V66H129ZM152 71V70H151ZM168 71V70H167ZM245 71V70H244ZM247 71V70H246ZM46 72H48V70L46 71ZM61 72V71H60ZM66 72H69V71H66ZM248 72H250V71H248ZM144 73V72H143ZM215 73V72H214ZM264 73V72H263ZM34 74V75H33ZM60 74V73H59ZM124 74V73H123ZM146 74V73H145ZM193 74V73H192ZM246 74H248L249 75V73H246ZM260 74V73H259ZM51 75V74H50ZM52 75H54L53 77L55 78L56 76H55V74H52ZM64 75V74H63ZM62 75V76H63ZM126 75V74H125ZM149 75H151V77H152V75L153 74H149ZM156 75V74H155ZM245 75V74H244ZM32 76H30V79H31V77ZM42 76H44V75H42ZM60 76H61V74H60ZM62 76L61 77H59V78H62ZM255 76H256V74H255ZM257 76H258V74H257ZM264 76V75H263ZM48 77V76H47ZM47 77H45V78H47ZM49 77H51V76H49ZM65 77V76H64ZM63 77V78H64ZM153 77H155L156 78V76H154L153 75ZM152 77V78H153ZM260 77V76H259ZM33 78V77H32ZM43 78V77H42ZM57 78V77H56ZM186 78V77H185ZM264 78V77H263ZM33 79H35V78H33ZM145 79V78H144ZM154 79V78H153ZM178 79V78H177ZM180 79V78H179ZM187 79V78H186ZM213 78H211V80H212ZM36 80V79H35ZM49 80H51V79H49ZM210 80V81H211ZM217 80V79H216ZM256 80H258L259 81V78H257L256 77ZM69 81H70V79H69ZM145 81H146V79H145ZM149 81V80H148ZM160 80L158 79V81H156V82H159ZM56 82V83H55ZM188 82H189V80H188ZM192 82V81H191ZM190 82V83H191ZM194 82V81H193ZM219 82H220V80H219ZM261 82V81H260ZM29 83V82H28ZM69 83V82H68ZM186 82L184 81V84H185ZM189 83V84H190ZM216 83H218V82H215V86H217L216 85ZM262 83V82H261ZM147 84V83H146ZM152 84V83H151ZM194 84H196L195 82H194ZM206 84V83H205ZM209 84V83H208ZM223 83L221 82L220 83V85H222ZM122 85H123V83H122ZM186 86H187V83L185 84ZM184 85V86H185ZM192 85V84H191ZM200 85H201V83H200ZM212 85L214 86V84L212 83ZM152 86H154V80H153V85ZM152 86H151V88H152ZM189 86V85H188ZM188 86H187V88H188ZM196 86V85H195ZM208 86V85H207ZM210 86V85H209ZM223 86V85H222ZM70 87H72V86H70ZM135 87V86H134ZM139 87V86H138ZM155 87H157L156 85H155ZM182 87H183V85H182ZM191 87H193V85L191 86ZM218 87V86H217ZM217 87H215V89L217 88ZM220 87V86H219ZM219 87H218V91H219ZM239 86H237V88H238ZM129 88V87H128ZM159 88V87H158ZM158 88H156V91H158ZM202 87H200L199 89H201ZM228 89H229V87H227ZM231 88H233V87H231ZM65 89H66V87H65ZM127 89V88H126ZM132 89V88H131ZM148 89H150V87L148 88ZM183 89H184V87H183ZM186 89V88H185ZM190 89V88H189ZM192 89V88H191ZM190 89V90H191ZM208 89V88H207ZM210 89V88H209ZM213 89H214V87H213ZM235 89V88H234ZM250 90H252L253 91V89H251V88H249ZM248 89V90H249ZM263 90H264V88H262ZM39 90V91H38ZM72 90H73V93L74 94H78V96H77V98H79V99H75V97L74 96H71V93H72ZM145 90H146V88H145ZM221 90V89H220ZM151 91V90H150ZM153 91H154V89H153ZM189 90H187L186 89V92H188ZM260 91H262V90H260ZM56 92V91H55ZM71 92V93H70ZM130 92V91H129ZM133 92V91H132ZM148 92V91H147ZM146 92V93H147ZM190 92V91H189ZM194 92V91H193ZM200 92H201V90H200ZM202 92H203V90H202ZM201 92V93H202ZM206 92V91H205ZM210 92V91H209ZM131 93V92H130ZM185 93V92H184ZM196 93V92H195ZM195 93H192V94H195ZM214 93V92H213ZM48 94V95H47ZM136 94V93H135ZM157 94V93H156ZM178 94V93H177ZM188 95H189V93H187ZM191 94V93H190ZM191 94V95H192ZM198 94V93H197ZM210 95L212 94V91H211V93H209ZM209 94H207V95H209ZM259 94V93H258ZM65 96V102H64V99H63V97L62 96ZM73 95V94H72ZM100 95V96H99ZM138 95V94H137ZM155 95V94H154ZM153 95V96H154ZM157 95H159V93L157 94ZM162 95V93L160 92V96ZM183 95V94H182ZM196 95V94H195ZM209 95V96H210ZM215 95H217V93L215 92ZM264 95V94H263ZM49 98V99H47V97ZM56 95H55V97H57ZM67 96V97H66ZM68 96H70V97H72V98H70V97H68ZM149 96H152V94L150 95V93H149ZM193 96V95H192ZM191 96V98H193L192 100L194 101V100H196V99H194V97H192ZM50 97H52V100L53 101H51L50 99ZM74 97V98H73ZM120 97V96H119ZM146 97V96H145ZM186 97V96H185ZM189 97V96H188ZM188 97H186V100L187 101H189V99H188ZM196 97H198V96H196ZM195 97V98H196ZM212 97H214V95H212ZM133 98V97H132ZM150 98V97H149ZM155 98H157L156 97V95H155ZM159 98H162V96L161 97H159ZM214 98H216V96L214 97ZM229 98V97H228ZM56 99V100H55ZM71 99V100H70ZM146 99V98H145ZM151 99H154V97H152ZM198 99V98H197ZM203 99H205V98H203ZM210 99V98H209ZM208 99V100H209ZM2 100V99H1ZM50 100V101H49ZM54 100H55V103H54V105H53V102H54ZM63 100V101H62ZM79 100V101H78ZM149 100V99H148ZM148 100H147V102H148ZM156 100H158V99H156ZM159 100H161V99H159ZM200 100V99H199ZM202 100V99H201ZM69 101H68V103H69ZM125 101V100H124ZM145 101V100H144ZM179 101H181V100H179ZM228 101H230V100H228ZM19 102V103H18ZM37 102V104H34V106L37 108V106H39L38 107V109H36L35 107H31L32 105H33V103H36ZM50 102H52V103H50ZM57 102V103H56ZM76 102V101H75ZM75 102H72V103H70L69 105H71V104H74ZM81 102V101H80ZM195 102V101H194ZM197 102H198V100H197ZM210 102V101H209ZM224 102V101H223ZM48 103H50V106H49V104ZM129 103V102H128ZM131 103V102H130ZM177 103V102H176ZM185 103V102H184ZM76 104V103H75ZM143 104V106H141L142 108H144L143 110H141V113L145 110V107H146V104L145 103H142ZM145 104V105H144ZM149 105L151 104V103H148ZM160 104V103H159ZM158 104V105H159ZM186 105H187V103H185ZM193 104V103H192ZM199 104H200V102H199ZM256 104V103H255ZM254 104V105H255ZM47 105L49 106V108L47 107ZM51 105H53V109H52V106ZM57 105H58V107H57ZM60 105V106H59ZM131 105H132V103H131ZM188 105H189V102H188ZM195 105V104H194ZM253 105V106H254ZM55 106L57 107L56 109H55ZM77 106V105H76ZM75 105H74V108L73 109H75V107H76ZM80 106V105H79ZM78 106V107H79ZM100 106V105H99ZM145 106V107H144ZM157 106V105H156ZM160 106V105H159ZM169 106V105H168ZM197 106H198V103H197ZM216 106V105H215ZM248 106V105H247ZM250 106H252L251 105V101H250ZM256 106V105H255ZM40 107H42L46 112H43V110H41V108ZM51 107V108H50ZM72 107V106H71ZM102 107V108H103ZM119 107H121V106H119ZM132 107H134V106H132ZM158 107V106H157ZM163 107H165V105L163 106ZM196 107V106H195ZM200 107V106H199ZM202 107V106H201ZM201 107L199 108L200 110H201ZM33 108H35V110L33 109ZM58 108H59V110H58ZM80 108V107H79ZM94 108V107H93ZM101 108V109H102ZM124 108V107H123ZM122 108V109H123ZM150 108V107H149ZM160 108V107H159ZM170 108L172 109V110H175V108L173 109L172 108V105H170ZM212 108V107H211ZM256 108V107H255ZM53 111H52V110ZM67 109H69V108H67ZM67 109H65V110H67ZM71 109V108H70ZM69 109V110H70ZM73 109H71L72 111H73ZM81 109V108H80ZM97 109V108H96ZM98 109H100V108H98ZM125 109V108H124ZM148 109V108H147ZM156 109V111H157V108H155ZM191 109V108H190ZM195 109V111H196V113H197V109L196 108H194ZM199 109H198V111H199ZM206 109V108H205ZM215 109V108H214ZM248 109V108H247ZM246 109V110H247ZM49 110H51V113H50V111ZM109 110H111V109H109ZM113 110V111H114ZM121 110V109H120ZM150 110V109H149ZM148 110V111H149ZM159 110V109H158ZM171 110V111H172ZM49 111V112H48ZM75 111H78V109H75ZM82 111V110H81ZM80 111V112H81ZM98 111V110H97ZM103 111H106V110H103ZM112 111V112H113ZM147 110H145L144 112H146ZM151 111H152V108H151ZM151 111H150V113H151ZM190 111H194V110H190ZM190 111L188 112V115L189 114H191L190 113ZM206 111H207V109H206ZM255 111H256V109H255ZM69 112H71V111H69ZM74 112V111H73ZM120 112H122V111H120ZM143 112V113H144ZM177 112V111H176ZM208 112V111H207ZM247 112H248V110H247ZM28 113V114H29ZM52 113V114H53ZM72 113V112H71ZM76 113V112H75ZM78 113L79 112H77V114H73V115H78ZM104 113V112H103ZM106 113V112H105ZM142 113V114H143ZM147 113V112H146ZM153 113V112H152ZM158 113V112H157ZM48 114H47V117H48ZM118 115V113H115V115ZM195 114V113H194ZM204 114V113H203ZM256 114V113H255ZM254 114V115H255ZM27 115V114H26ZM45 115V114H44ZM69 115V114H68ZM67 115V116H68ZM113 115V114H112ZM124 115L125 114H123V118L122 119H124ZM141 115V114H140ZM152 115V114H151ZM243 115H244V113H243ZM257 115V114H256ZM27 116H29V115H27ZM70 116V115H69ZM76 116H70L71 117V119H73V117H76ZM85 116V115H84ZM122 116V115H121ZM139 116V115H138ZM153 116V115H152ZM155 116H157V115H155ZM155 116H154V118H155ZM176 116V115H175ZM185 115H183L182 114V116H178L177 118L179 119V118H181L182 119V117H184ZM245 116V115H244ZM24 117V118H23ZM31 117V116H30ZM41 118H40V120H42L45 116H43V118H42V116H40ZM51 117V116H50ZM50 117H48L49 119H47V120H51L50 119ZM53 117V116H52ZM70 117H68V119H69V121L71 120L70 119ZM78 117H79V115H78ZM82 117V116H81ZM142 117V116H141ZM162 117H163V115H162ZM196 118H197V114H196V116H195ZM210 117V116H209ZM208 117V118H209ZM212 117V116H211ZM256 117V116H255ZM85 118V117H84ZM152 118V117H151ZM158 118H159V116H158ZM260 119H261V117H259ZM258 117H256V120L257 119H259ZM27 119V118H26ZM39 119V118H38ZM58 119H60V118H58ZM62 119V120H63ZM68 119H65V120H63L64 122L67 120V122L66 123H70L69 121H68ZM81 119V118H80ZM82 119H83V117H82ZM146 119V118H145ZM147 119H149V118H147ZM190 119H195L194 117H191ZM202 119V118H201ZM210 119V118H209ZM217 119V118H216ZM216 119H214V120H216ZM255 119V118H254ZM259 119V120H260ZM37 120V119H36ZM53 120V119H52ZM84 120V119H83ZM125 120V119H124ZM127 120V119H126ZM125 120V121H126ZM140 120V119H139ZM152 120V119H151ZM159 120V119H158ZM184 120V119H183ZM263 120H264V118H263ZM42 121H44V123L46 124V121L45 120H42ZM72 121V120H71ZM84 121H86V120H84ZM128 121V120H127ZM148 121V120H147ZM175 121H176V119H175ZM179 121V120H178ZM181 121V120H180ZM184 121H186V120H184ZM206 121V120H205ZM209 121V120H208ZM211 121V120H210ZM209 121V122H210ZM33 122V121H32ZM48 122V124H50V123H55L54 121H52V122H50V121H47ZM61 122V121H60ZM63 122V123H64ZM80 122V121H79ZM121 122V121H120ZM129 122V121H128ZM133 122V121H132ZM131 122V123H132ZM140 122V121H139ZM138 121L135 123V122H133V124L134 125H137L138 126V124L137 123H139ZM144 120H143V124L141 125V126H143L144 125ZM201 122V121H200ZM220 122V121H219ZM6 123V122H5ZM35 123H37V122H35ZM42 124H43V122H41ZM57 123V122H56ZM81 123V122H80ZM84 123V122H83ZM82 123V124H83ZM130 123V122H129ZM151 123V122H150ZM159 123H160V121H159ZM162 123V122H161ZM172 122H170L169 123V125L171 124ZM181 123V122H180ZM179 123V125L181 126L182 124H184V123H182V124H180ZM195 124V122H192L191 124ZM203 124H204V120H203V122H202ZM207 123V122H206ZM205 123V124H206ZM212 123H214V124H216V122H214L213 120H212ZM7 124V123H6ZM32 124H34V123H32ZM39 124V125H38ZM38 124H36V125H38L42 130H41V132L43 131V133L42 134H45L44 133V130H45V128H47V126L45 127H43L42 125H40V122L38 123ZM62 124V123H61ZM85 124V123H84ZM88 124V123H87ZM106 124V123H105ZM116 124V123H115ZM121 124V123H120ZM132 124V125H133ZM190 123H188V129L191 127L190 125H191ZM222 124V123H221ZM36 125H35V127H36ZM51 125V124H50ZM72 125V124H71ZM99 125H101V124H99ZM107 125V124H106ZM126 125V124H125ZM157 125V124H156ZM179 125H177V126H179ZM224 125V124H223ZM222 125V126H223ZM256 125V124H255ZM14 126V127H15ZM63 126H64V124H63ZM68 126V125H67ZM86 126V125H85ZM104 126V125H103ZM115 126V125H114ZM162 126V124L160 125V127ZM171 127H172V125H170ZM176 126V125H175ZM183 126V125H182ZM212 126V125H211ZM222 126H220V127H222ZM13 126H12V128H14ZM53 126L51 125V131L53 130L54 131V128H52ZM73 127V126H72ZM71 127V128H72ZM82 127H84V125H82ZM94 127H96V126H94ZM102 127V126H101ZM105 128H106V126H104ZM110 127V126H109ZM112 127H113V125H112ZM144 127V126H143ZM159 127V128H160ZM185 127V126H184ZM183 127V128H184ZM204 127V126H203ZM256 127H257V125H256ZM255 127V128H256ZM20 128H21V130H20ZM36 128H38V127H36ZM35 128V130H33V133H36L35 131H37V129ZM58 128H59V126H58ZM68 128H70L69 126H68ZM90 129L92 128V127H89ZM88 128V129H89ZM129 128V127H128ZM134 128V127H133ZM146 128V127H145ZM152 128V127H151ZM162 128V127H161ZM180 129H181V127H179ZM178 127H176V129H179ZM182 128V129H183ZM212 128H213V126H212ZM247 128V127H246ZM16 129H15V132H18V130L16 131ZM44 129V130H43ZM48 129V128H47ZM74 129V128H73ZM86 129H87V127H86ZM99 129L101 130L102 128H100L99 127ZM107 129V128H106ZM114 129V128H113ZM116 129H118L117 127H116ZM121 129V128H120ZM120 129H118V130H112L111 129V127H110V130L111 131H113V133L115 132V131H118V132H120L121 130ZM125 129V128H124ZM135 129V128H134ZM142 129H144V128H142ZM172 129V128H171ZM175 129V131L177 132V134H178V131ZM193 129V130H192ZM209 129H211V128H209ZM208 129V130H209ZM216 129V128H215ZM58 130V129H57ZM59 130H60V128H59ZM96 130V129H95ZM97 130H98V128H97ZM96 130V131H97ZM102 130H104V129H102ZM126 130H127V128H126ZM147 130V129H146ZM145 130V131H146ZM151 130V129H150ZM184 130V129H183ZM191 130L192 131H194L195 130V127H191L190 129H189V132H191ZM205 130V129H204ZM223 130H225V128L223 129ZM257 130H258V128H257ZM257 130H255V132H252L253 133V135H254V133H256L257 132ZM262 130V129H261ZM12 131H14V130H12ZM23 131V130H22ZM27 131V130H26ZM51 131H50V133H51ZM62 131H63V129H62ZM72 131V130H71ZM95 131V132H96ZM110 131V132H111ZM136 131V130H135ZM200 131H202V129H200ZM199 131V132H200ZM206 131V130H205ZM210 131V130H209ZM215 131V130H214ZM211 132V133H214V134H216L215 132ZM243 131H244V129H243ZM253 131H254V129H253ZM31 133H32V131H30ZM58 132V131H57ZM61 132V131H60ZM68 132V131H67ZM76 132V131H75ZM81 132V131H80ZM84 132V131H83ZM94 132V133H95ZM108 132V131H107ZM180 132H184L185 134H186V132H188L186 129L184 130V131H180ZM179 132V133H180ZM19 133H22V132H18L17 134L19 135V138L21 139V136H20V134ZM48 133H49V129H48ZM53 133V132H52ZM51 133V134H52ZM72 133V132H71ZM79 133V131L78 132H76V134H78ZM92 133V132H91ZM93 133V134H94ZM100 133H101V131L99 132V134L98 135H100ZM109 133V132H108ZM117 133V132H116ZM122 133V132H121ZM133 132H131V134H132ZM170 133V132H169ZM196 133H198V132H196ZM205 133V132H204ZM204 133H203V135H204ZM207 133H208V131H207ZM210 133V134H211ZM221 133H224V132H221ZM220 133V134H221ZM247 133H249V132H247ZM246 133V130H245V134H247ZM251 133V132H250ZM24 134V133H23ZM22 134V135H23ZM26 134V133H25ZM30 134V133H29ZM37 134H40L41 135V133H40V129H39V133H36V135ZM50 134V135H51ZM59 134V133H58ZM61 134V133H60ZM69 134V133H68ZM75 134V133H74ZM90 133L88 132V135H89ZM96 134H97V132H96ZM95 134V135H96ZM115 134V133H114ZM118 134V133H117ZM116 134V135H117ZM130 134V135H131ZM143 134V133H142ZM176 134V135H177ZM188 134V133H187ZM214 134H212V135H214ZM244 134V135H245ZM257 134V133H256ZM1 135V134H0ZM3 135V134H2ZM18 135L16 136V134H14V136H16V137H18ZM31 135H35V134H31ZM39 135V138L38 139H36V141H34L33 139H35V138H32L31 136V138L29 137V139H28V141L29 142H31L32 141V143L35 145V143L36 142H38L37 144H38V146H39V144L42 146H44V147H48V146H45V143L42 141V143L43 144H41V143H39V141H40V137H41V139L43 140L44 139V137L42 138V136H40ZM50 135L47 137V138H49L50 137ZM70 135V134H69ZM85 135V134H84ZM84 135H80V133L78 134V137H80L79 139H83L84 137ZM87 135V134H86ZM108 135H110V137L112 136V133L111 134H108ZM108 135H106L105 137H107V139H109L108 138ZM119 135H121V134H118V136ZM129 135V136H130ZM175 135V134H174ZM175 135V136H176ZM190 135V134H189ZM249 135H251V134H249ZM249 135H247L248 137H247V140H248V138L250 137ZM253 135L251 136V139H252V137H253ZM24 136V135H23ZM28 135H26V137H27ZM51 136H55V135H51ZM63 136V135H62ZM72 136H74V135H72ZM71 136V137H72ZM91 136H94V135H92L91 134ZM102 136V135H101ZM101 136H98L99 138L101 137ZM122 136V135H121ZM120 136V137H121ZM133 136H137V134L135 135V134H133ZM145 136H147V135H145ZM149 136V135H148ZM162 136V135H161ZM173 136V135H172ZM198 137H200L201 136V133H200V135L198 134L197 135ZM205 136V135H204ZM207 136V135H206ZM205 136V137H206ZM209 136V135H208ZM208 136L205 138L206 140H207V142H208V145H209V138H208ZM0 137H2V136H0ZM57 137H59V135H57ZM61 137V136H60ZM75 137V136H74ZM77 137V138H78ZM81 137H83V138H81ZM89 137V136H88ZM96 137V136H95ZM123 137H125V136H123ZM138 137V136H137ZM163 137V136H162ZM210 137V136H209ZM213 137H215L216 138V140H217V137L216 136H213ZM255 137V136H254ZM256 137L259 139H261L262 137H258L257 135H256ZM23 138V137H22ZM46 138V139H47ZM56 138V137H55ZM76 138V139H77ZM113 138V137H112ZM112 138H111V140H112ZM118 139V137H115V139ZM131 138H132V136H131ZM148 138V137H147ZM150 138H152L151 136H150ZM175 138V137H174ZM181 138V137H180ZM184 137H182L181 139H182V143H178L179 141H177L176 142V140L175 139H173V140H175V142L177 143V144H183L184 142H183V139ZM204 137L202 136V139H203ZM208 138V139H207ZM210 138H212V136L210 137ZM215 138H213L214 140H215ZM220 138V137H219ZM226 138H228V137H226ZM244 138H246V136L244 137ZM257 138H256V141H258L257 140ZM264 138V137H263ZM262 138V139H263ZM46 139H44V140H46ZM56 139H58V138H56ZM62 139V138H61ZM72 139H74V138H72ZM75 139V140H76ZM88 139V138H87ZM91 139H92V137H91ZM95 139V138H94ZM94 139H92V140H90V138H89V140L90 141H93ZM97 139V138H96ZM100 139H102V140H99L98 141V139L97 140H95V141H98V143H99V148H101V147H103L104 148V146L105 145H103L104 143L106 144L107 142H108V140H105L104 141V138L102 137V138H100ZM117 139L116 140H114V141H117ZM127 139V138H126ZM185 139H187V138H185ZM199 139V138H198ZM201 139V140H202ZM223 139H225V137L223 136V138H222V140ZM250 139V138H249ZM250 139V140H251ZM261 139V140H262ZM2 140V139H1ZM19 140V139H18ZM23 140V139H22ZM52 140V139H51ZM83 140H85V139H83ZM110 140V139H109ZM125 139H123V141H124ZM152 140V139H151ZM188 140V139H187ZM214 141V142H216L217 143V141ZM220 140H221V138H220ZM221 140V141H222ZM239 140V139H238ZM261 140H259L260 142H262ZM264 140V139H263ZM3 141V140H2ZM27 141V142H28ZM54 141V140H53ZM57 141V140H56ZM63 140H61V142H62ZM76 141H79L78 139L76 140ZM82 141V140H81ZM88 141V140H87ZM114 141H112V143L114 142ZM119 141V140H118ZM122 140H120V142H122L123 144H124V142H125V144L126 143H128V141L127 140H125L124 142H123ZM127 141V142H126ZM133 141V140H132ZM164 141H166V140H164ZM195 141V140H194ZM224 141V140H223ZM229 141H230V139L228 138V139H226V143L228 142V144H230L229 143ZM254 141V140H253ZM253 141H250L251 143H253L254 144V142ZM255 141V142H256ZM1 142V141H0ZM35 142V143H34ZM41 142V141H40ZM49 142H50V140H49ZM60 142V143H61ZM80 142V141H79ZM82 142H84V141H82ZM135 142V141H134ZM186 142H188V141H186ZM214 142H212V143H214ZM219 142V141H218ZM2 143V142H1ZM69 143V142H68ZM70 143H72V142H70ZM76 143V142H75ZM75 143H73V145L75 144ZM90 143V142H89ZM103 143V144H102ZM112 143L110 142H108L107 143V145L109 146V144H111L112 145ZM115 143V142H114ZM117 143V142H116ZM138 144L136 145V144H134L133 146H138L139 145V142H137ZM165 143V142H164ZM171 143V142H170ZM173 143V142H172ZM206 143V142H205ZM223 143H225V141L224 142H222V143H219L221 146H222V144ZM226 143H225V145H226ZM240 143V142H239ZM238 143V144H239ZM257 143V142H256ZM24 145H25V143H23ZM33 144H26V146L27 145H29L31 148H32V145ZM51 145H53L52 143H50ZM78 143H76V145H77ZM84 144V143H83ZM83 144H82V146H83ZM91 144V143H90ZM89 144V145H90ZM93 144V146H94V144H97V142L96 143H92ZM118 144V143H117ZM125 144L123 145V147H122V149H123V152H124V146H125ZM211 144V143H210ZM233 144V143H232ZM6 145V144H5ZM5 145H3V146H5ZM33 145V148H35V146H37V145H35L34 146ZM51 145H49V148L51 147ZM66 145H69V144H66ZM71 145V144H70ZM100 145H101V147H100ZM120 145V144H119ZM122 145V144H121ZM127 145V144H126ZM166 145H169V144H166ZM170 145H172L173 146V144H170ZM180 145H178V146H180ZM218 145V144H217ZM225 145L223 146V148L222 147H220L219 145V147L218 146H216V144L214 145L215 147H218V148H220L221 149V152L224 150L225 152H228L227 150H225ZM241 145V144H240ZM1 146H2V144H1ZM114 146L115 145H113V147H110V148H108V149H112V148H114ZM118 146V145H117ZM135 146V147H136ZM140 146V145H139ZM177 146V145H176ZM183 146V145H182ZM185 146H187V145H185ZM213 146V147H214ZM227 146H230V147H232V150L234 149V147L233 146H231V145H227ZM242 146V145H241ZM40 147V146H39ZM78 147H80V149H81V143L79 144V146ZM77 147V148H78ZM86 147V148H85ZM91 148H92V146H90ZM96 147V146H95ZM116 147V146H115ZM119 147V146H118ZM167 147H169V146H167ZM181 147V146H180ZM184 147V146H183ZM202 147V146H201ZM204 147V149L205 150H208V147H206L205 148V146H203ZM214 147V148H215ZM236 147H237V144H236ZM256 147V146H255ZM52 148H53V146H52ZM66 148H67V146H66ZM72 148V147H71ZM82 148H85V149H81V150H83V154L84 155H88V151H86V149H91V148H88L87 147V145H84V147H82ZM98 148V147H97ZM97 148H92L93 149V152H94V154H98V150H97ZM105 148H107L106 146H105ZM195 148V147H194ZM196 148H197V146H196ZM228 148V147H227ZM240 148V146L238 147V149ZM259 148V147H258ZM258 148H257V151H258ZM0 149H1V147H0ZM70 148L68 147V150H69ZM79 149V150H80ZM120 149L121 148H119V153H120ZM122 149H121V151H122ZM128 149H129V147H128ZM135 149V148H134ZM145 149V148H144ZM172 149V148H171ZM171 149H168V150H171ZM175 149H176V147H175ZM182 149H184V148H182ZM203 149V150H204ZM216 149V148H215ZM229 149V148H228ZM248 149H250V148H248ZM254 149V148H253ZM252 148H251V150H253ZM28 150V149H27ZM26 150V151H27ZM41 150L43 151V148H41ZM41 150H39L38 152H40ZM51 150V149H50ZM68 150H66V151H68ZM75 151H76V148L74 149ZM80 150V151H81ZM103 150V149H102ZM107 150V149H106ZM114 149H112V151H113ZM115 150L116 151H118V148H115ZM114 150V151H115ZM137 150V149H136ZM143 150V149H142ZM177 150V149H176ZM186 150V149H185ZM211 150V149H210ZM230 150V149H229ZM239 150H242V148L241 149H239ZM260 150V149H259ZM262 150H264L263 148H262ZM33 151V150H32ZM42 151H41V153H42ZM44 151H46V149L44 150ZM55 151V150H54ZM59 151V150H58ZM85 151V152H84ZM97 151V153H95ZM112 151H110V152H112ZM129 151V150H128ZM128 151H126V152H128ZM134 151V150H133ZM163 151H164V149H163ZM1 152V151H0ZM22 152H24V150H22ZM47 152V151H46ZM63 152V151H62ZM69 153H70V150L68 151ZM67 152V153H68ZM87 152V153H86ZM108 152V151H107ZM106 152V153H107ZM109 152V153H110ZM125 152V153H126ZM132 152V151H131ZM136 152V151H135ZM139 152H140V149H139ZM176 152V151H175ZM187 152H189V151H187ZM206 153L205 151H202L201 153ZM215 152L214 150L213 151H211V155L213 154V153ZM219 152V151H218ZM217 152V153H218ZM220 152V153H221ZM233 152V151H232ZM245 152V151H244ZM253 152V151H252ZM250 153V154H252V156H253V153ZM34 153H35V151H34ZM37 153V152H36ZM40 153V154H41ZM52 153V152H51ZM51 153H48V154H50V156L49 157H51V155H53V153L51 154ZM58 153V152H57ZM68 153V154H69ZM73 153V152H72ZM79 153H81V152H79ZM86 153V154H85ZM100 154H103V153H101V152H99ZM109 153H107L108 155H109ZM112 153H114V152H112ZM161 153V152H160ZM186 153V152H185ZM216 153V152H215ZM215 153L213 154V155H215ZM220 153H218V154H220ZM233 153H235V152H233ZM261 153H263V152H261ZM30 154H32V153H30ZM37 154H39V153H37ZM55 154V153H54ZM75 154H76V152H75ZM83 154H81V155H83ZM92 154V152H90L89 153V158H85V159H90L91 157H90V155ZM115 154V153H114ZM223 154H225L224 152H223ZM230 154H232V153H230ZM229 153H226V155H223V157H222V155H221V157H220V155H217L218 157H220L221 159L222 158H224V156H225V161L228 159V161L229 160H231L232 159V157H230L229 158V156H227V155H230ZM247 154H249V151H248V153ZM249 154V155H250ZM260 154V153H259ZM0 155H3V154H1L0 153ZM5 155V154H4ZM21 155H23V154H21ZM59 155H61V153L59 154ZM58 155V157H60ZM79 155V154H78ZM116 155V154H115ZM114 155V156H115ZM147 155V154H146ZM176 155V154H175ZM212 155V156H213ZM233 155H235V154H232V156ZM263 155V154H262ZM7 156V155H6ZM46 156V155H45ZM71 156V155H70ZM80 156V155H79ZM92 156V155H91ZM109 156H111V155H109ZM117 156V155H116ZM119 156H121V153H120V155ZM123 156V155H122ZM217 156H215V157H217ZM261 156V155H260ZM1 157V156H0ZM20 157V156H19ZM57 157V155H55V160H56V162L57 161H59L58 160V157ZM72 157H73V154H72ZM72 157H70V158H72ZM93 157V156H92ZM98 157H99V155H98ZM98 157H97V159H98ZM134 157V156H133ZM200 157V156H199ZM203 157H204V155H203ZM202 157V158H203ZM217 157V158H218ZM226 157H228L227 159H226ZM244 157V156H243ZM3 159H4V157H2ZM1 158V159H2ZM47 158V157H46ZM64 158H66V156L63 154V159ZM75 158V157H74ZM76 158H78V157H76ZM100 158V157H99ZM105 158V157H104ZM107 158H109V157H107ZM111 158V157H110ZM115 158V157H114ZM202 158H201V160H202ZM205 158H207L206 156H205ZM237 157H235V159H236ZM261 159L263 158V157H260ZM2 159V160H3ZM53 159H54V157H53ZM93 159H94V157H93ZM119 159V158H118ZM121 159V158H120ZM166 159V158H165ZM164 158H163V160H165ZM168 159V158H167ZM166 159V160H167ZM204 159V158H203ZM238 160H239V158H237ZM241 159V158H240ZM244 159H245V157H244ZM250 159H251V157H250ZM6 160V159H5ZM5 160H3V162L5 161ZM45 160H47V159H45ZM50 160H52V159H50ZM64 160H66V159H64ZM67 160H70L71 161V159H68L67 158ZM101 160V159H100ZM117 160V159H116ZM122 160V159H121ZM198 160V159H197ZM200 160V159H199ZM198 160V161H199ZM205 160V159H204ZM217 160H219V159H217ZM222 160H224V159H222ZM238 160H236V161H238ZM61 161V160H60ZM78 162H79V160H77ZM82 161V160H81ZM88 161V160H87ZM107 161V160H106ZM114 161V160H113ZM153 161V160H152ZM159 162L158 163H160V160H158ZM162 161V160H161ZM232 161H234V159L232 160ZM232 161H231V163H229V166L230 165H233V163L234 164H236L237 162L236 161H234L233 163H232ZM246 161V160H245ZM252 160H249V162H247V163H249V167H250V164L252 165V163H250ZM257 161V160H256ZM258 161H260V160H258ZM2 162V161H1ZM2 162V163H3ZM24 162V161H23ZM67 162V161H66ZM65 162V163H66ZM69 162V161H68ZM73 162H75V161H73ZM117 162V161H116ZM168 162V161H167ZM200 162V161H199ZM222 163L223 164V162L222 161H217L216 163L217 164H219V163ZM236 162V163H235ZM244 162V161H243ZM2 163H0L1 164V166H4V164H2ZM26 163V162H25ZM58 163V162H57ZM63 163H64V161H63ZM62 163V164H63ZM70 163H72V162H70ZM100 163H101V161H100ZM106 163V162H105ZM119 164H122V163H120V161L118 162ZM117 163V164H118ZM154 163V162H153ZM157 163V162H156ZM171 163V162H170ZM203 163V162H202ZM226 163V162H225ZM45 164V163H44ZM68 164V163H67ZM73 164V163H72ZM72 164H70V166L71 167H73V165ZM75 164V163H74ZM80 164V163H79ZM82 164V163H81ZM80 164V165H81ZM114 164V163H113ZM201 164V163H200ZM237 164H239V161H238V163ZM237 164H236V167H237ZM245 166L247 165V164H245V162L243 163ZM255 164V163H254ZM32 165V164H31ZM76 165H78L77 163H76ZM76 165H74V166H76ZM83 165H85L84 163H83ZM82 165V166H83ZM103 165V164H102ZM109 165V164H108ZM111 165V164H110ZM114 165H116V163L114 164ZM113 165V166H114ZM126 165V164H125ZM149 165V164H148ZM147 165V166H148ZM153 165H156L155 163L153 164ZM161 165V164H160ZM179 165V164H178ZM220 165V164H219ZM224 165V164H223ZM240 165V164H239ZM238 165V166H239ZM241 165H242V163H241ZM113 166H110V167H112L113 168ZM162 166V165H161ZM167 166V165H166ZM165 166V167H166ZM215 166H217V165H215ZM7 167V166H6ZM32 167H34V166H32ZM79 167V168H78ZM78 167H77V169H80V166L78 165ZM90 167V166H89ZM88 167V168H89ZM93 167V166H92ZM92 167H91V169H92ZM117 167H119V165L117 166ZM151 167V166H150ZM169 167V166H168ZM225 167H227V166H225ZM225 167H223L224 169H225ZM232 168H233V166H231ZM235 167V166H234ZM244 166H239V168L240 169H242ZM247 167V166H246ZM248 167V168H249ZM252 167V166H251ZM8 168V167H7ZM30 168V167H29ZM84 169L85 168H87V167H83ZM106 168V167H105ZM153 168V167H152ZM199 168V167H198ZM212 168V167H211ZM228 168H230V167H228ZM90 169V168H89ZM94 169V168H93ZM103 169H104V167H103ZM118 169V168H117ZM157 169H158V166H157ZM156 169V170H157ZM165 169V168H164ZM164 169H161L162 171L164 170ZM167 169V168H166ZM169 169V168H168ZM217 169H219L218 167H217ZM224 169H222V170H224ZM239 169V171H238V169H234L235 171H238L239 172V175L241 174V178H244V176L246 175V173H245V175H243V177H242V174H244V172L245 171H247V175H248V173L250 172L249 170H251V169H246L245 171L244 170H240ZM244 169V168H243ZM3 170V169H2ZM1 170V171H2ZM6 170H8V169H6ZM14 170V169H13ZM43 170V169H42ZM66 170V169H65ZM73 170H74V167H73ZM72 170V171H73ZM88 170V169H87ZM111 170V169H110ZM147 170V169H146ZM181 170H183V167H182V169ZM186 170V169H185ZM185 170H183V171H185ZM193 170V169H192ZM231 170H233V169H230V173H231ZM4 171V170H3ZM36 171V170H35ZM41 171V170H40ZM44 171H46V170H44ZM42 172V175H44V176H48V175H45L46 174V172ZM50 171V170H49ZM76 171H78V170H76ZM160 171V170H159ZM168 171V170H167ZM227 171V170H226ZM229 171V170H228ZM240 171H241V173H240ZM242 171H244V172H242ZM12 172V171H11ZM82 172V171H81ZM86 172V171H85ZM101 172H102V169H101ZM115 172V171H114ZM119 172V171H118ZM157 172V171H156ZM165 172V171H164ZM224 172H225V170H224ZM4 173V172H3ZM9 173V172H8ZM43 173H45V174H43ZM47 173H48V171H47ZM51 173V172H50ZM52 173H54V172H52ZM51 173V174H52ZM98 173H100V172H98ZM102 173H104V172H102ZM110 173V172H109ZM111 173H112V171H111ZM161 173V172H160ZM228 173V172H227ZM6 174V173H5ZM39 174H41V173H39ZM86 174V173H85ZM90 174V173H89ZM108 174V173H107ZM163 174V173H162ZM195 174V173H194ZM35 175V174H34ZM54 175V174H53ZM56 175V174H55ZM112 175V174H111ZM149 175V174H148ZM161 175V174H160ZM221 175V174H220ZM254 175V174H253ZM256 175V174H255ZM260 175V174H259ZM3 176H4V174H3ZM3 176H1L2 178H4ZM7 176L9 177V175H7L6 174V178H7ZM11 176H13V175H11ZM37 176H38V174H37ZM77 176V175H76ZM94 176H96V175H94ZM108 176V175H107ZM107 176H105V177H107ZM110 176V175H109ZM162 176V175H161ZM161 176H159V174H158V177H161ZM215 176H216V174H215ZM222 176V175H221ZM252 175H250L249 174V176H246L245 178L246 179H241L240 178V176H239V178H237V179H240L239 181L240 182H237V184L239 183H242V184H245L244 183V181H247L248 179H252V177H251ZM42 177V176H41ZM41 177H39V178H41ZM56 177V176H55ZM59 177V176H58ZM58 177H57V180H58ZM63 178H64V176H62ZM82 177V176H81ZM97 177H98V175H97ZM102 177H103V175H102ZM155 177H157V176H155ZM194 177V176H193ZM223 177V176H222ZM247 177H248V179H247ZM255 178L257 177V176H254ZM48 178V177H47ZM100 178V177H99ZM116 178V177H115ZM137 178H139V177H137ZM224 178H225V176H224ZM255 178H253V179H255ZM24 179H26V178H24ZM38 179V178H37ZM49 179V178H48ZM81 179V178H80ZM105 179V178H104ZM107 179H108V177H107ZM117 179H118V177H117ZM121 179V178H120ZM140 179V178H139ZM159 179V178H158ZM231 179V178H230ZM261 179V178H260ZM8 180V179H7ZM13 180V179H12ZM33 180V179H32ZM45 180H47V179H45ZM55 180H56V178H55ZM56 180V181H57ZM64 180H65V182H66V178H64ZM93 180V179H92ZM114 180V179H113ZM172 180H174V179H172ZM224 180V179H223ZM226 180V179H225ZM241 180H243V181H241ZM37 180H35L34 182V184L33 183H31V185L30 184H28V185H30V187H32L33 189H35L34 187H33V185L35 186V184L36 183H39L38 181L36 182ZM40 181H42V179L40 180ZM48 181H52L51 179L50 180H48ZM85 181H87V180H85ZM98 181V180H97ZM112 181V180H111ZM148 181V180H147ZM156 181V180H155ZM158 181V180H157ZM176 182H177V180H175ZM180 181V180H179ZM222 181V180H221ZM221 181H220V184H221ZM250 181V180H249ZM249 181H247L246 182V184L248 183H251V182H249ZM7 182V181H6ZM9 182H10V180H9ZM32 182V181H31ZM44 182V181H43ZM53 182V181H52ZM58 182V181H57ZM56 182V183H57ZM62 182H64V181H62ZM95 182V181H94ZM105 182V181H104ZM149 182V181H148ZM159 182L161 183V181L159 180ZM159 182H158V184H159ZM172 182V181H171ZM224 182V181H223ZM255 182H257V179H256V181ZM3 183V182H2ZM8 183V182H7ZM7 183H6V186H7ZM44 183H46V181L44 182ZM42 184V187H43V185L45 186V184ZM173 183V182H172ZM10 184V183H9ZM12 184V183H11ZM27 184V183H26ZM50 184V183H49ZM64 184V183H63ZM62 184V185H63ZM68 184V183H67ZM66 184V185H67ZM88 184V183H87ZM174 184V183H173ZM211 184V183H210ZM225 184V183H224ZM242 184H240L239 186H240V188H242L243 187V185ZM247 184V185H248ZM255 184H257V183H255ZM14 185V184H13ZM39 185V184H38ZM37 185V186H38ZM100 185V184H99ZM181 185V184H180ZM227 185V184H226ZM242 185V186H241ZM250 185V184H249ZM3 186H5V184L3 185ZM12 186V185H11ZM71 186V185H70ZM69 186V187H70ZM101 186V185H100ZM173 186V185H172ZM178 186V184L176 183V187ZM221 186H222V184H221ZM228 187L230 186V185H227ZM226 186V187H227ZM257 186V185H256ZM255 186V187H256ZM13 187V186H12ZM39 188L41 187V184H40V186H38ZM37 187V188H38ZM67 187V186H66ZM92 187H93V185H92ZM187 187V186H186ZM232 187V186H231ZM245 187V186H244ZM244 187H243V189H244ZM247 187V186H246ZM255 187H254V189H255ZM258 187V186H257ZM7 188H9V187H7ZM36 188V189H37ZM181 188V187H180ZM249 188V187H248ZM31 188H29V190H30ZM32 189V190H33ZM40 189H42V191L44 190L43 188H40ZM65 189V188H64ZM95 189V188H94ZM98 189H99V187H98ZM186 189V188H185ZM188 189V188H187ZM211 189H213V188H211ZM225 188H223L222 187V189L221 190H224ZM253 189V185H252V187H251V185H250V189L248 190L249 192H251V193H248L247 191H246V193H247V195H246V198L248 197L249 199H251V197H253L252 195L253 194H255V192L252 190ZM257 189V188H256ZM255 189V191H257ZM11 189H9L8 191H10ZM22 190V189H21ZM24 190V189H23ZM28 190V189H27ZM60 190V189H59ZM115 190V189H114ZM176 190H179V189H176ZM237 190V189H236ZM238 190H240V189H238ZM2 191H3V189H2ZM7 191V192H8ZM14 191V190H13ZM13 191H11L12 192V194H13ZM34 191V190H33ZM45 191H48V190H45ZM148 191V190H147ZM213 191V190H212ZM227 191V190H226ZM232 191V190H231ZM241 191V190H240ZM239 191V192H240ZM49 192V191H48ZM48 192H45V193H47V195H48ZM69 192V191H68ZM70 192H71V190H70ZM95 192V191H94ZM181 192V191H180ZM185 192V191H184ZM191 192V191H190ZM245 192V191H244ZM23 193H25V192H23ZM27 193V192H26ZM42 192L41 191H39V194L38 195H43V194H41ZM61 193V192H60ZM81 193H82V191H81ZM110 193H111V191H110ZM151 193V192H150ZM183 193V192H182ZM185 193H187V192H185ZM214 193V192H213ZM222 193V192H221ZM236 193H238V192H236ZM243 193V192H242ZM257 193V192H256ZM261 193V192H260ZM8 194V193H7ZM6 194V195H7ZM11 194V195H12ZM16 194V193H15ZM35 194V193H34ZM56 194V193H55ZM69 194V193H68ZM152 194V193H151ZM178 194H179V192H178ZM196 194V193H195ZM227 194H231V195H233L234 193H225L224 195H225V197H226V195ZM241 194V193H240ZM250 194H251V197H249L250 196ZM14 195V194H13ZM46 195V196H47ZM50 195V194H49ZM57 195V194H56ZM56 195H54V196H56ZM65 195V194H64ZM146 195H148V194H146ZM156 195H158V194H156ZM184 195V194H183ZM203 195V194H202ZM207 195H208V192H207ZM239 195V194H238ZM238 195L236 196V197H238ZM242 195H244V193L242 194ZM242 195H239V199L242 197ZM249 195V196H248ZM256 195V194H255ZM10 196V195H9ZM14 196H16V195H14ZM37 196V195H36ZM41 196H40V198H41ZM70 196H72V195H70ZM79 196V195H78ZM144 196V195H143ZM152 196V195H151ZM159 196V195H158ZM210 196V195H209ZM32 197V196H31ZM57 197H59V196H57ZM105 197V196H104ZM146 197V196H145ZM153 197V196H152ZM155 197H157V196H155ZM154 197V199H156ZM194 197V196H193ZM200 197H201V195H200ZM208 197V196H207ZM235 196L232 198V196L230 197L229 196V198H231V199H233V201H232V203H231V207L233 206L232 204L234 203V200H236L237 198H236ZM244 197V196H243ZM4 198V197H3ZM7 198H8V196H7ZM11 199H14V198H12V197H10ZM17 198V197H16ZM37 198H38V196H37ZM48 198V197H47ZM158 198V197H157ZM162 198V197H161ZM219 198H220V196H219ZM221 198H222V196H221ZM220 198V199H221ZM223 198H224V196H223ZM222 198V199H223ZM33 199V198H32ZM74 199V198H73ZM159 199V198H158ZM201 199V198H200ZM224 199H226V198H224ZM227 199H228V196H227ZM231 199L229 200H227L226 202H228V201H231ZM8 200H9V198H8ZM19 200V199H18ZM152 199H150V201H151ZM211 200V199H210ZM258 200V199H257ZM35 201H38V200H36L35 199ZM50 201H52V200H50ZM79 201V200H78ZM82 201H84V200H81V202ZM87 201H89V200H87ZM158 201V200H157ZM160 201V200H159ZM204 201V200H203ZM206 201H207V199H206ZM208 201H209V199H208ZM211 201H213V200H211ZM221 201V200H220ZM241 202H242V199L240 200ZM239 201V202H240ZM1 202V201H0ZM4 202V201H3ZM12 202V201H11ZM14 202H15V199H14ZM30 202V201H29ZM33 202V201H32ZM141 202V201H140ZM154 202V201H153ZM156 202V201H155ZM198 202V201H197ZM201 202H202V200H201ZM236 202V201H235ZM240 202V203H241ZM17 203V202H16ZM21 203V202H20ZM38 203V202H37ZM40 203V202H39ZM61 203V202H60ZM76 203V202H75ZM83 203V202H82ZM143 203V202H142ZM146 203V202H145ZM151 203H152V201H151ZM162 203V202H161ZM216 204H218L217 202H215ZM214 203V204H215ZM224 203H225V201H224ZM240 203H238V200H237V204H240ZM18 204V203H17ZM16 204V205H17ZM22 204V203H21ZM33 204V203H32ZM43 204V203H42ZM57 204H59V203H57ZM149 204V203H148ZM178 204V203H177ZM229 204V203H228ZM244 204V203H243ZM16 205H14V206H16ZM81 205V204H80ZM84 205V204H83ZM91 205V204H90ZM141 205V204H140ZM151 205V204H150ZM153 205V204H152ZM189 205H190V203H189ZM225 205V204H224ZM18 206V205H17ZM22 206V205H21ZM37 205H35V207H36ZM72 206V205H71ZM76 206V205H75ZM78 206V205H77ZM165 206H167V205H165ZM177 206V205H176ZM180 206V205H179ZM183 206V205H182ZM200 206H202V205H200ZM216 206V205H215ZM236 206V205H235ZM235 206H233L234 208H235ZM241 206V205H240ZM10 207H11V205H10ZM13 207V206H12ZM32 207V206H31ZM59 207V206H58ZM61 207H62V205H61ZM85 207V206H84ZM92 207V206H91ZM158 207V206H157ZM160 207V206H159ZM162 207V206H161ZM199 207V206H198ZM208 207V206H207ZM226 207V206H225ZM228 207H230V205L228 206ZM233 207H232V210L233 211H236V210H234L233 209ZM239 206H237V208H238ZM255 207V206H254ZM14 208V207H13ZM37 208V207H36ZM52 208V207H51ZM82 208V207H81ZM153 208V207H152ZM177 208V207H176ZM227 208V207H226ZM250 208V207H249ZM16 209V208H15ZM15 209H13V210H15ZM18 209H20V212L22 211L21 210V208H18ZM34 209V208H33ZM74 209H75V207H74ZM91 209H93V208H91ZM201 209H202V207H201ZM221 209H223V208H221ZM229 209V208H228ZM258 210H257V212H259V210H260V207H258L257 208ZM263 209V208H262ZM29 210V209H28ZM31 210H32V208H31ZM55 210H57V208L55 209ZM224 210H226V209H224ZM248 210V209H247ZM255 210V209H254ZM254 210H253V212H254ZM11 212H12V210H10ZM16 212H17V210H15ZM34 211V210H33ZM221 211V210H220ZM227 212H228V210H226ZM240 211V209L238 208V211L237 212H239ZM250 211V210H249ZM14 212V211H13ZM52 212V211H51ZM58 212V211H57ZM205 212V211H204ZM229 212L231 213L232 211H231V209H229ZM229 212L228 213H226L227 215H229ZM246 212V211H245ZM251 212V211H250ZM252 212V213H253ZM263 211H260V213H259V215H262L263 213H262ZM30 213V212H29ZM34 213H36V212H34ZM49 213V212H48ZM53 213H54V209H53ZM56 213V212H55ZM71 212H69V214H70ZM77 213V212H76ZM209 213V212H208ZM211 213V212H210ZM225 212L223 211L222 212V214H224ZM240 213V212H239ZM242 213V212H241ZM19 214V212L17 213V215ZM21 214V213H20ZM22 214H23V212H22ZM18 215V216H23V215ZM33 214V213H32ZM73 214V213H72ZM71 214V215H72ZM89 214V213H88ZM159 214V213H158ZM178 214V213H177ZM203 214V213H202ZM232 214V213H231ZM233 214L235 215V212H233ZM247 214H250L251 215V213H248V211H247ZM253 214H256L255 212L253 213ZM258 214V213H257ZM16 215V217H18ZM25 215V214H24ZM29 215H31V214H29ZM37 215H39V214H37ZM53 215V214H52ZM75 215V214H74ZM92 215L93 214H91V217H92ZM163 215V214H162ZM209 215V214H208ZM207 215V216H208ZM234 215H229V217H233ZM249 215V216H250ZM13 216H15V212H14V215ZM69 216V215H68ZM90 216V215H89ZM156 216V215H155ZM168 216V215H167ZM174 216V215H173ZM224 217H226L225 216V214L223 215ZM238 215H236V216H234L235 217V219L233 218H231L230 220H231V222H233V220H237L238 218H236ZM253 216V215H252ZM19 217V218H20ZM24 217V216H23ZM23 217H21L22 218V220H21V222L22 221H24L25 219V217L23 218ZM53 217V216H52ZM79 217V216H78ZM180 217V216H179ZM206 217V216H205ZM228 217V216H227ZM248 216H246V217H244L245 218V220H246V218H247ZM264 216H262L261 218H263ZM93 218V217H92ZM170 218V217H169ZM209 218V217H208ZM251 218V217H250ZM249 218V219H250ZM16 219V218H15ZM24 219V220H23ZM41 219V218H40ZM55 219H56V216H55ZM98 219V218H97ZM205 219H207V218H205ZM204 219V220H205ZM226 219V218H225ZM249 219L247 218V221L249 222ZM256 219V220H255ZM255 219H254V216L252 217V220H255V221H257L258 222V217H255ZM264 219V218H263ZM3 220V219H2ZM20 220V219H19ZM37 220H39L38 218H37ZM45 220V219H44ZM46 220H48V219H46ZM66 220H67V218H66ZM214 220V219H213ZM228 219H226V221H227ZM230 220H228V221H230ZM243 221L244 223H246V221ZM16 221H18V220H16ZM15 221V222H16ZM202 221V220H201ZM233 222V224H232V227L231 228H233V225L234 226H236L235 228H233V231H238L239 230V234L242 232V230H240V229H244V228H238V230H237V227H239L240 225L239 224H237V223H241V226H245L246 225V230H247V226L248 225H253L254 224V222L255 221H252V222H249V223H247V224H242V221L241 222ZM237 221H239V220H237ZM260 221H262L261 219H260ZM12 222H14L12 219H11V223ZM14 222V223H15ZM37 222V221H36ZM45 222V221H44ZM77 222V221H76ZM75 222V223H76ZM264 221H262V223H263ZM23 223V222H22ZM56 223V222H55ZM66 223V222H65ZM64 223V224H65ZM70 223V222H69ZM206 223H207V221H206ZM209 223V222H208ZM261 223V222H260ZM20 223L18 222V224H17V229L19 228L18 227V225H19ZM24 224H26V223H24ZM71 224V223H70ZM225 224V223H224ZM230 224V225H231ZM239 225V226H237V225ZM14 225V224H13ZM13 225H12V227H13ZM22 225V224H21ZM40 225H41V222H40ZM43 225V224H42ZM66 225V224H65ZM64 225V226H65ZM77 225H78V223H77ZM256 225V227L258 226L257 224H255ZM39 226V225H38ZM70 226V225H69ZM201 226V225H200ZM264 226V225H263ZM15 227H16V225H15ZM40 227V226H39ZM73 227V226H72ZM80 227V226H79ZM252 226H250L249 228H251ZM74 228V227H73ZM77 228V227H76ZM199 228H201V227H199ZM206 228L207 227H205V229L204 230H206ZM220 229H221V227H219ZM219 228H217V229H219ZM249 228H248V230H249ZM260 227L258 226V228L255 230V229H252L251 228V232H253V230H255V232H256V234H258V232H259V229ZM5 229V228H4ZM15 229V228H14ZM20 229V228H19ZM24 229V228H23ZM28 228H26V230H27ZM30 229V228H29ZM29 229H28V231H29ZM42 229V228H41ZM69 229H71V228H69ZM83 229V228H82ZM261 230H262V228H260ZM264 229V228H263ZM25 230V229H24ZM54 230H55V228H54ZM64 230H65V228H64ZM199 230V229H198ZM202 230V229H201ZM204 230H202V231H204ZM221 230H223V228L221 229ZM245 229H244V231H246ZM260 230V231H261ZM67 231H70L71 232V230H68L67 229ZM201 231V232H202ZM207 231H208V229H207ZM225 231V230H224ZM264 230H262L261 232L264 234V232H263ZM15 232H18V231H16L15 230ZM22 232V231H21ZM43 232V231H42ZM195 232H198V231H195ZM213 232H214V230H213ZM222 232V231H221ZM247 232V231H246ZM245 232V233H246ZM23 233V232H22ZM27 233V232H26ZM29 233V232H28ZM32 233V232H31ZM57 233V232H56ZM64 233V232H63ZM66 233V232H65ZM118 233V232H117ZM200 233V232H199ZM212 233V232H211ZM260 233V232H259ZM262 233H260V234H262ZM15 234V233H14ZM67 234H70V233H67ZM67 234H66V236H67ZM247 234L249 235V233L247 232ZM246 234V237L248 236ZM253 233H251L250 234V236L253 238L256 234H253ZM29 236H30V234H28ZM27 235V236H28ZM91 235V234H90ZM200 235V234H199ZM201 235H203V234H201ZM206 235H207V233H206ZM237 235V234H236ZM243 235H245V234H242V237H243ZM15 236V235H14ZM18 236V235H17ZM23 236V235H22ZM65 236V235H64ZM69 236V235H68ZM78 236H80V235H78ZM88 236V235H87ZM196 236H198V234H196ZM212 236H214V234L212 235ZM227 236L228 237H230L228 234H227ZM239 236V235H238ZM240 236H241V234H240ZM259 236H264V235H257L254 239V242L253 243H257V242H255L256 240H258L259 241V239L261 238V240L264 238H262V237H260V238H258ZM19 237V236H18ZM54 237V236H53ZM70 237V236H69ZM206 237V236H205ZM224 237V236H223ZM249 237V236H248ZM247 237V238H248ZM250 237V241L247 239V238H245V236L242 238V239H240V241H242V240H244V239H246V241H248L247 242V244H249V242H251V241H253V239ZM15 238V237H14ZM31 238V237H30ZM29 238V239H30ZM44 238V237H43ZM57 238V237H56ZM63 238V237H62ZM86 238V237H85ZM91 238V237H90ZM201 238V237H200ZM225 238H226V236H225ZM238 238H241V237H238ZM48 239V238H47ZM47 239H45V240H43V242L45 241L46 242V240ZM68 239V238H67ZM124 239V238H123ZM252 239V240H251ZM36 240V239H35ZM66 240V238L65 239H63V240H61V242L62 241H65ZM88 240V239H87ZM86 240V241H87ZM115 240H117V239H115ZM125 240V239H124ZM135 240V239H134ZM205 240V239H204ZM213 240V239H212ZM227 240H228V238H227ZM260 240V241H261ZM17 241H18V239H17ZM20 242H22L23 241V239L22 240H19ZM33 241V240H32ZM42 241V240H41ZM41 241H39V242H41ZM52 241V240H51ZM67 241V240H66ZM92 241V240H91ZM120 241H122V240H120ZM229 241V240H228ZM227 241V242H228ZM85 242V241H84ZM89 242V241H88ZM87 242V243H88ZM116 242V241H115ZM217 242V241H216ZM244 243H245V240L243 241ZM15 243V242H14ZM31 243V242H30ZM33 243H34V241H33ZM71 243V242H70ZM86 243V244H87ZM220 243H221V240H220ZM219 243V244H220ZM223 243L225 244V239L223 240ZM231 243V242H230ZM252 242L249 244V246H248V249H246V247H244L243 245V247L245 248V250H246V252H247V250H249L250 249V245L251 244H253ZM260 243V242H259ZM19 244V243H18ZM23 244H24V242H23ZM22 244V245H23ZM75 244H76V242H75ZM121 244V243H120ZM122 244H123V242H122ZM207 244V243H206ZM232 244V243H231ZM230 244V245H231ZM246 244V243H245ZM247 244H246V246H247ZM22 245H20L21 247H22ZM34 245V244H33ZM32 245V246H33ZM39 245H40V243H39ZM52 245V244H51ZM124 245V244H123ZM122 245V246H123ZM159 245H160V243H159ZM223 245V244H222ZM230 245L228 246V247H230ZM28 246V245H27ZM40 246H42V244L40 245ZM44 246H45V244H44ZM62 245L60 244V247H61ZM127 246V245H126ZM125 246V247H126ZM223 246H225V245H223ZM252 246H255V244H253ZM258 246V245H257ZM26 247V246H25ZM34 247V246H33ZM32 247V248H33ZM48 247V246H47ZM63 247H65V245H63ZM111 247V246H110ZM116 247V246H115ZM167 247V246H166ZM235 247H237V245L235 246ZM43 248V247H42ZM50 248V247H49ZM58 248V247H57ZM82 248V247H81ZM84 248V247H83ZM98 248V247H97ZM114 248V247H113ZM112 248V249H113ZM243 248V249H244ZM255 248V247H254ZM257 248H259V247H257ZM21 249V248H20ZM19 249V250H20ZM25 249V248H24ZM51 249V248H50ZM65 249V252H66V247L65 248H63V250ZM251 249H252V247H251ZM250 249V250H251ZM27 250V249H26ZM34 250V249H33ZM45 250V249H44ZM43 250V251H44ZM48 251H49V249H47ZM52 250H53V248H52ZM106 250V249H105ZM244 250V251H245ZM24 251V250H23ZM30 251V250H29ZM51 251V250H50ZM54 251V250H53ZM70 251V250H69ZM115 251V250H114ZM263 252H264V250H262ZM261 251V253H262V256H263V252ZM5 252V251H4ZM27 252V251H26ZM55 252V251H54ZM68 252V251H67ZM66 252V253H67ZM88 252V251H87ZM100 252V251H99ZM180 252H182V251H180ZM20 253H22L21 252V250H20ZM35 253V252H34ZM57 253H59V252H57ZM61 253V252H60ZM200 253V252H199ZM207 253V252H206ZM213 253V252H212ZM236 253V252H235ZM249 253V252H248ZM22 254H24V253H22ZM21 254V255H22ZM153 254V253H152ZM202 254V253H201ZM252 254H255L254 252L252 253ZM249 255L250 257H252L253 256V258L255 257V255ZM35 255V254H34ZM51 254H50V252H49V254H48V256H50ZM56 255H59V254H56ZM82 255H85V254H82ZM111 255V254H110ZM194 255V254H193ZM203 255H205V254H203ZM208 255V254H207ZM234 255V254H233ZM24 256H27V255H23V257ZM54 256V258H55V255H53ZM52 256V257H53ZM61 256L63 257V254H61ZM78 256V255H77ZM28 257V256H27ZM51 257V256H50ZM59 257V256H58ZM73 257V256H72ZM83 257V256H82ZM87 257V256H86ZM106 257V256H105ZM140 257V256H139ZM182 257V256H181ZM200 257V256H199ZM197 258V259H199V261L201 262V260H200V258ZM204 256H201V258H203ZM208 257V256H207ZM206 257V258H207ZM214 257H216V255L214 256ZM230 258H231V256H229ZM244 257H245V255H244ZM36 259H38L37 258V256L35 257ZM77 258V257H76ZM206 258H203L202 260H206ZM211 257H209V259H210ZM233 258V257H232ZM258 258V257H257ZM27 259V258H26ZM32 259V258H31ZM47 259H50V258H47ZM87 259V258H86ZM118 259V258H117ZM183 259V258H182ZM195 259V258H194ZM225 259V258H224ZM228 259V258H227ZM264 259V258H263ZM34 260V259H33ZM52 260V259H51ZM56 261V258L55 259H53V261ZM66 260V259H65ZM85 260V259H84ZM92 260V259H91ZM102 260V259H101ZM157 260V259H156ZM193 260V259H192ZM211 260V259H210ZM226 260V259H225ZM232 260V259H231ZM252 260V259H251ZM254 260H256V259H254ZM28 261V260H27ZM44 261V260H43ZM54 261V262H55ZM78 261V260H77ZM152 261V260H151ZM221 261V260H220ZM219 261V262H220ZM233 261V260H232ZM236 261V260H235ZM30 262H32V261H30ZM34 262V261H33ZM36 262H38L37 260H36ZM56 262H58V261H56ZM55 262V263H56ZM109 263H110V261H108ZM153 262V261H152ZM197 262H198V260H197ZM212 262V261H211ZM215 262V261H214ZM229 260H226V262H225V264H231V261L229 262ZM234 262V261H233ZM258 262V261H257ZM35 263V262H34ZM59 263V262H58ZM87 263V262H86ZM99 263V262H98ZM124 263V262H123ZM148 263V262H147ZM150 263V262H149ZM154 263V262H153ZM153 263H151V264H153ZM195 263V262H194ZM202 263V262H201ZM203 263H207L206 261H203ZM221 263H222V261H221ZM220 263V264H221ZM237 262H235V264H236ZM239 263H240V261H239ZM238 263V264H239ZM264 263V262H263ZM24 264V263H23ZM26 264V263H25ZM27 264H28V262H27ZM32 264V263H31ZM75 264V263H74ZM82 264V263H81ZM127 264V263H126ZM157 264V263H156ZM180 264V263H179ZM195 264H197V263H195ZM224 264V263H223ZM243 264V263H242ZM262 264V263H261Z\"/></svg>","mask_w":264,"mask_h":264}]
</instances>
